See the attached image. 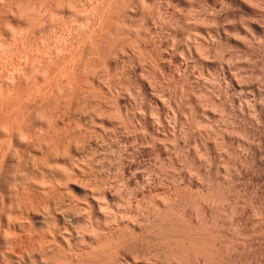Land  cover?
Returning a JSON list of instances; mask_svg holds the SVG:
<instances>
[{"label": "rangeland", "instance_id": "rangeland-1", "mask_svg": "<svg viewBox=\"0 0 264 264\" xmlns=\"http://www.w3.org/2000/svg\"><path fill=\"white\" fill-rule=\"evenodd\" d=\"M2 1H4L3 3H2ZM34 1V0H33ZM45 1V0H44ZM50 0H46L45 1V4H46V7L45 8H47V11H48V9H49V12H46L45 14H44V16L43 17H41L42 19L41 20H39L38 22H36V24H34L32 21L34 20H31V22H30V15H29V17H27L28 15H26L25 16V14H27V13H25L24 11H22L23 13H21V17H20V12L21 11H18L17 12V8H18V5H20V7H24V6H26L27 5V7H29V5H30V0H1L0 2L3 4L2 5V7L4 6V4H5V6L6 7H4V9L2 8V9H0L1 10V12H0V248H2V249H0L1 251H0V264H7V262H4V261H6L7 259H9V258H5V257H7L8 256V254H7V256H6V253H7V251L9 250L10 252H11V250H13L12 252H14V253H16V255L14 254V256L13 257H15V260H16V258H17V261H12V260H14L12 257H10V255L8 256V257H10L11 259H9V263L8 264H20V263H18V262H21V258H23L25 255V251H26V255L27 254H29V253H33V251L32 250H35V252L36 251H38V248L37 249H34V248H36V247H39V244L38 243H40V245H41V238H44V236L43 235H41L40 234V232H39V230H41L40 229V227L37 225V223H35L34 222V219L32 218L33 217V215H32V213L33 212H35V211H40L41 210V207H43V206H45V207H43L42 209L43 210H45L46 211V209L48 210L47 212L49 213V216L52 214V211H53V205H56V203L54 202V201H56L58 198H56L58 195L60 196L59 197V203H60V206L59 207H61V206H63L62 208H63V210H64V208H65V206H66V208H65V211L64 212H69V211H73V212H71L70 214H69V218L67 217L65 220H67V224H65V223H62L63 221L61 220V219H59V217H58V219H56L55 220V222H56V224H58L59 222H61L60 223V227L64 224L65 226H67V228L69 227L70 228V231L72 232V234L74 235V232H75V235H77L78 233L80 234L81 233V231H83V233L84 232H91L89 229H90V227L91 228H93V227H95V228H97V230H99V228L98 227H101L100 225H97L98 224V222L100 221V219H98V216H101V214H100V209L98 208V202H103V204L102 203H99V204H102V207H101V205H100V207L102 208V213H103V215L105 214V212L107 213V217L108 218H110V220H111V224H109L110 222H108V224H109V226L107 225V223H105L106 225V227H105V229H104V233H105V235H107L108 236V234H109V232H108V234H107V228L110 230V229H112V226L111 225H114V223H115V225L113 226L114 228H115V230H114V235H113V237H109L110 239L109 240H112L111 241V244H113L114 243V240H116L117 238H119L118 240H116V242L114 243V244H116V243H118V241H119V243H118V245L116 244L115 246H117L116 247V249L118 250V248L120 249L119 250V253L121 254V256H124L125 258H126V256H127V259H129V257L131 258V259H129V261H132L131 263H135L134 261H136V264H150V262H153L154 263V261L158 264V261L157 260H154V258L155 259H158V257L156 258V257H153V256H158L159 254V256L161 257V258H165L166 256H165V254H167V252L164 250L165 249V246H166V244L168 245H170V243H173V242H171L170 241V243L167 241V240H165V239H162V241L160 242L159 241V239L160 238H162V237H160V238H156L155 237V234H154V228L152 229V228H150L149 226L151 225V224H148L149 223V221H151V220H153V218L157 215L158 216V214H162V213H164V211H167V212H169V214L170 213H172V209H174L175 208V204H174V202H176V201H174V199H177V201H179L178 199H180V201H181V199L182 200H186V201H190V202H187V210L189 209H192L193 208V206L194 205H196L195 203H197V207H196V209L198 210V205H200L199 207H204V205H203V201H202V196H203V194H205V193H201L200 192V185H202V187L204 188V191L203 192H206V187H207V184H205V183H207V182H205L204 183V186H203V179L202 178H204L203 176H202V174H205L206 172L207 173H209V172H211L210 174H211V176L214 178V175H216L215 176V179L214 180H216L218 183H221V182H223L222 180L223 179H221L223 176L225 177V174H226V176L227 177H229L230 175V177L231 178H228V181L226 182V178H225V183L224 184H226V186H227V184H228V188H231V189H227V191H228V193H227V191H226V196H227V199L225 198L224 200H223V202L221 203L222 205H221V207L223 206V208H221V209H219V211L220 210H222V212L226 209V212H228V213H225V212H223V219H222V217L220 218V215L221 214H219V219L222 221V224H226L225 225V227H224V225H222L223 226V228H220V227H222V226H219L220 224L219 223H221V222H219V221H216V224H217V222H218V225L217 226H215V227H218V228H220V231H222V233L224 232V237H225V239L228 237V235H229V238L228 239H230L231 237V239L230 240H232V241H229L228 239V243L231 245H229V252L228 253H230L229 255L230 256H227L226 258L230 261V262H227V264L229 263V264H264V168H262L261 166L262 165H264V157H263V155H264V145L263 144H261L260 143V141L259 142H257L259 139L258 138H256V136L258 137V133L259 132H256V130H257V126H259V114H260V108H261V110H263L262 109V107H264V103H262V102H264V66H262V65H264L262 62H263V58H264V27H262L261 28V26H264V0H260L261 1V4H260V1H258V0H256V1H258L259 2V5L261 6L262 5V7H261V12H258V14H257V12H255L251 17H252V20H254L253 19V17L255 18V20L256 19H258V24H259V29H258V31H255V33H254V31H250V32H248V33H243V31L242 30H236L237 32H239L240 31V33H238V36H239V39L240 40H242L243 39V42H245L244 40H247V41H249V40H251L250 42L252 43V44H256L257 45V47H255V49L253 50H250V49H248V47H246L247 45H246V43L248 44V46L249 45H251L250 44V42H247L246 41V43L244 44V48L243 49H239L240 51L238 52V54H240V59H238V64H241V65H239V67L237 68L238 69V71H236L235 69H234V71H233V67H232V73L233 72H236L235 74H238V75H236V76H239V75H241L242 73V75H243V77H242V75H241V77L239 78L240 80H242V81H240L238 78H237V81H238V85L239 86H241L240 88H239V86H236L235 85V87H237V88H234V86L233 87H231L230 88V90H229V95L231 94V97L230 98H234V100H235V98H237V95L239 96L238 98L239 99H237V100H235L234 101V106H237L238 105V103L240 104V103H244L245 105H243V109L241 108V116L244 118V119H247L248 118V120H246L247 122H245L247 125L246 126H248L249 127V124H250V128L252 129V128H255L254 130L255 131H253V129H252V131L254 132H252V134H250V136H251V138H250V136H249V138H248V140H250V141H248V142H250V144L251 145H246V147H245V145H238V147L237 146H235L236 148H237V152H239L240 153V155L242 154L243 155V157L241 158L240 157V155H239V153L238 154H233V155H235V156H238V158L237 157H223L222 155H223V153L222 152H220L218 149H217V152H218V154H217V152H216V150L214 151V153H212L211 154V157L209 158V160H210V164L209 163H204V161H205V158H202L201 159V157H199V158H196L195 156H194V151H193V146H192V142L190 141L191 140V138H190V136H187V137H189V138H185L186 140H184L185 142H183V144H182V141H181V143L179 142V144L181 145L180 146V148L181 147H183V148H178L179 147V145L177 144L176 145V143H174V141L173 140H171L172 139V137L170 136V134L172 133L171 131H173L172 129L173 128H171V126L172 127H174L175 125V128L177 129L178 127H179V125H180V123H178L179 121H177V119H175L174 121H176L177 122V124H176V122H173V118H172V115H171V112H169L170 113V115H169V113L167 112V111H165L166 110V106L168 105V97H167V94H164L166 91H167V87H166V85H165V83H164V81L165 82H167L166 80H168V75L167 74H165V73H161L160 74V72L159 71H157V75H158V79H159V84H162V85H160V88L158 87H156L157 89L156 90H158L156 93H157V96H159V101L160 102H162V100L164 99L165 100V102L163 103L164 105H166V106H164V108L162 109V108H160V109H162V110H158V109H156V107H155V105H151L150 106V104H149V102H145V101H147V99L145 98V100H143V97H141V96H143V94L142 93H140L139 95H137L138 93H135V92H133L134 90H135V88H136V86H134V84L132 83V84H129V81H128V79L126 80V76L124 75V73H123V75L122 74H118V73H116V72H114L112 69H113V67H114V64H113V62L111 63V66H100V65H102L103 63H99V64H97V61L96 60H94V61H91L92 59H90L89 58V53H87V51H86V42H84L83 43V41L82 40H86V38L85 37H80V28H81V24H83L82 22H83V17H84V14H83V11H82V14L80 13L81 12V10H79L78 12L75 10V9H72L71 7V9L69 8V7H67L68 6V4H67V2L64 0V2L62 1V0H59V1H56V0H51L50 2H49ZM53 1H54V3H53ZM128 2L130 1V4L132 3V2H134V3H132L131 4V7H130V5H129V9H133V12L132 13H136L137 15L139 14L138 12H139V10L141 11V5L139 6V4H138V2L140 3L141 2V4H142V1L143 0H139V1H137V0H127ZM137 1V2H136ZM146 0H144V2H145ZM177 1V2H176ZM190 1H192V0H190ZM190 1L189 0H166V2H165V0H154V5L152 4V0H147L146 1V6H148L149 8H151L152 6H154V9H153V7L151 8V11H152V14H153V12L155 13V14H157V15H160V16H164L165 15V13L164 12H166V17L168 16V15H172V11H173V8H174V6H175V13H177V15H175V18L176 17H178V19L176 18V21H177V24L179 23L178 21H180L181 20V22L179 23V26H180V24L184 21V22H186V21H189V23L191 22V21H193V19L192 18H194V16H193V14H187V13H185L186 11L185 10H183L182 11V9L184 8V5L186 4V3H190ZM194 1V3H196L197 1L199 2L200 0H193ZM193 1H192V3H193ZM202 1V0H201ZM240 1H242V0H240ZM240 1H236L235 2V0L233 1V0H204V3L209 7V8H213V6H214V8L216 9V10H218L217 12H216V10H213V11H215L214 13L212 12V10L210 9H208V7H206L205 6V4L203 5V7L201 8V9H199V12L198 13H200L201 14V12H203L202 13V15L204 16H206V14L208 13L207 12V10L209 11V14L210 15H208L207 14V18L206 19H208L209 17H211L213 14H217L218 15V13H219V15H220V13H224L225 11V13H229V12H232V10H234V11H237V9H241L239 6V4H238V2L240 3ZM28 2H29V4H28ZM32 2V1H31ZM58 2V3H57ZM65 2H66V4H67V6H66V4H65ZM161 2V3H160ZM186 2V3H185ZM214 2V3H213ZM215 2H216V4H215ZM220 2V3H219ZM230 4H229V3ZM232 2V3H231ZM236 3V4H233V3ZM0 3V4H1ZM25 3V5H23ZM42 3L44 4V2L42 1ZM42 3H40V4H42ZM56 3V4H55ZM136 3V4H135ZM176 3V4H175ZM202 3V2H201ZM210 3V4H209ZM222 3H225V4H223V5H221ZM18 4V5H17ZM44 4V5H45ZM52 4V5H51ZM57 4L61 7H59V6H57ZM64 4V6H61V5H63ZM149 4V5H148ZM160 4V5H159ZM175 4V5H174ZM180 4H184L183 5V7H181L182 5H180ZM228 4V5H227ZM239 6H238V5ZM23 5V6H22ZM44 5H43V7H44ZM155 5H156V7H155ZM224 5H227V6H224ZM232 5V6H231ZM55 6H57V7H55ZM138 6V7H137ZM151 6V7H150ZM159 8H158V7ZM179 6V7H178ZM224 6V7H223ZM229 6V7H228ZM19 7V8H20ZM40 7H42V5H40ZM66 7V8H65ZM206 7V8H205ZM220 7V8H219ZM230 9H228V8ZM0 8H1V6H0ZM5 8H7V9H5ZM25 8V7H24ZM57 9V10H55V9ZM138 8H139V10H138ZM179 8V9H178ZM223 8H224V10H223ZM227 8V9H226ZM26 9V8H25ZM27 9H29V8H27ZM53 9L55 10L54 12H53ZM63 9H65V10H63ZM131 9V10H132ZM159 9V10H158ZM220 9V10H219ZM226 9V10H225ZM69 10H70V12H69ZM136 10V11H135ZM156 12H155V11ZM157 10H158V12H157ZM162 10V11H161ZM163 10H164V12H163ZM167 10V11H166ZM52 11V12H51ZM57 11V12H56ZM59 11H61V12H59ZM138 11V12H137ZM201 11V12H200ZM204 11H206L205 13H204ZM221 11V12H220ZM224 11V12H223ZM260 11V10H259ZM26 12H27V10H26ZM59 12V13H58ZM67 12H69V13H67ZM73 12H75V13H73ZM168 12H169V14H168ZM171 12V13H170ZM183 12V13H182ZM210 12H212V13H210ZM60 13H62V16L60 15ZM198 13H196V14H198ZM262 14V16H261V14ZM29 14V13H28ZM50 14V15H49ZM56 14V15H55ZM74 14V15H73ZM81 14V15H80ZM130 14V13H129ZM168 14V15H167ZM226 14V15H227ZM256 14L258 15V16H256ZM13 15V16H12ZM22 15H24L23 17H22ZM53 15V16H52ZM73 15V16H72ZM75 15H77V16H75ZM215 15H213V16H215ZM224 15L225 14H223V15H221V17H220V19H222V20H220L219 19V21H221V23L220 22H218V24H219V26H220V31L221 32H229L230 31V28H233V27H235V26H237V27H239L237 24H238V21L235 19V18H233V17H226V15H225V17H224ZM3 16V17H2ZM18 16V17H17ZM81 16V17H80ZM146 16H149V14H146L145 13V15L143 14V17H142V19H144ZM179 16H181V17H179ZM185 16V17H184ZM190 16V17H189ZM191 16H193L192 18H191ZM209 16V17H208ZM212 16V17H213ZM249 16V19L251 18ZM24 17H25V19H27L31 24H29V22H28V24H27V22L26 21H23V20H25L24 19ZM64 17V18H63ZM129 17H133V16H131V15H129L128 17H126V19L128 18V19H130ZM187 17V18H186ZM211 17V18H212ZM224 17V18H223ZM257 17V18H256ZM17 18H18V20H17ZM20 18V19H19ZM74 18H75V20H74ZM79 18V19H78ZM148 18V17H147ZM172 18H174V17H171V19ZM9 19V20H8ZM44 19V20H43ZM46 19V20H45ZM48 19V20H47ZM67 19V20H66ZM109 19V18H108ZM192 19V20H191ZM234 19V20H233ZM4 20V21H3ZM7 20V21H6ZM24 22V23H22V21ZM52 20V21H51ZM57 20H61L60 22L58 21L57 22ZM69 20V21H68ZM145 20H146V18H145ZM191 20V21H190ZM226 20V21H225ZM231 20V21H230ZM2 21V22H1ZM50 21V22H49ZM73 21V22H72ZM174 21V22H173ZM175 19L174 20H171L170 22H171V27L173 26L172 24H174V26L175 25H177L175 22ZM234 21V22H233ZM261 21V22H260ZM43 22V23H42ZM56 22H57V24H56ZM173 22V23H172ZM184 22L181 24V25H184ZM207 22V21H206ZM210 22V21H209ZM230 22V23H229ZM263 22V23H262ZM8 23V24H7ZM39 23V24H38ZM59 23H61L60 25H59ZM81 23V24H80ZM187 23V22H186ZM185 23V24H186ZM27 26H26V25ZM47 24V25H46ZM78 25V27H77V25ZM33 25V26H32ZM40 25H41V27H40ZM64 25V26H63ZM81 25V26H80ZM222 25V26H221ZM227 25V26H226ZM26 28H25V27ZM72 26V27H71ZM80 26V27H79ZM173 26V27H174ZM178 26V27H179ZM233 26V27H232ZM6 27V28H5ZM8 27V28H7ZM21 27V28H20ZM34 27H36V28H34ZM176 27V26H175ZM174 27V28H175ZM181 27V26H180ZM222 27H223V29H222ZM229 27V30L227 31V28ZM237 27H235L234 29H236ZM24 28V29H23ZM63 28V29H62ZM23 29V30H22ZM30 29V30H29ZM70 29V30H69ZM167 29V28H166ZM165 29V31L163 30V35H164V37L166 36H168L167 35V33L168 32H170V30L169 29H167L166 30ZM225 29V30H224ZM22 30V31H21ZM53 30V31H52ZM76 30H78V31H76ZM63 31H64V33H63ZM76 31V33H74ZM133 31V32H132ZM131 31V33H129V32H127V34H131V37L128 35L126 38H128V43H127V45H124L125 47V52L127 51L128 52V56L130 57H126L125 56V58H124V60H126V62L128 63L129 61H131V62H129L128 63V65L129 66H131V67H134L135 68V72L136 73H140V69H142V68H144L143 70H144V72H143V74L142 75H144V76H146L145 74H146V72L148 71H150L149 69H150V67L148 66V64H145L146 63V58H145V60H144V58H143V60L139 57L138 58V54L141 52V53H146V48L144 49V45L143 44H141L139 41V43L136 41L137 39H135V38H137V37H134L132 34H136L135 32H134V30H132ZM231 31H232V33H231ZM231 31L229 32V34H234L233 32H234V30L233 29H231ZM20 32H22V33H20ZM61 32V33H60ZM167 32V33H166ZM207 32H209V31H207ZM211 33H213V31H210ZM46 33V34H45ZM60 33V34H59ZM72 33V34H71ZM79 33V34H78ZM207 34L206 35V37L205 38H213V34ZM253 33V34H252ZM260 33V34H259ZM263 33V34H262ZM251 34V35H250ZM258 34H259V36H258ZM79 35V36H78ZM163 35H162V37H163ZM247 35V36H246ZM253 35H255V36H253ZM261 35V36H260ZM71 36V37H70ZM76 36V37H75ZM212 36V37H211ZM232 36H234L236 39H237V35L235 36V35H232ZM254 37V40H253V38L251 39V37ZM78 37V38H77ZM133 37H134V39H133ZM169 37V36H168ZM244 37L246 38V39H244ZM258 37V38H257ZM24 38V39H23ZM57 38V39H56ZM80 38V39H79ZM179 38H180V36H179ZM178 38V39H179ZM250 38V39H249ZM78 39V40H77ZM82 39V40H81ZM132 39V40H131ZM182 39V40H181ZM256 39V40H255ZM259 39V40H258ZM186 35L185 36H183V35H181V38H180V40H179V43H177V45L176 44H174L173 46L172 45H169V47H171L172 49H173V47L176 45V46H178L180 43H181V41H182V44H184L186 41L188 42L189 41V39H187L186 41ZM207 40H209V39H207ZM77 41V42H76ZM78 41H82V42H78ZM130 41H131V43L133 42V47H132V49H130L131 47L129 46L130 45ZM185 41V42H184ZM261 41V42H260ZM177 42V41H176ZM242 42V43H243ZM258 44H257V43ZM139 44V46H138V44ZM82 44V45H81ZM125 44V43H124ZM186 44V43H185ZM260 44V45H259ZM63 45V46H62ZM72 45V46H71ZM141 45H143V46H141ZM79 46V47H78ZM127 46H129V47H127ZM136 46V47H135ZM176 46L174 47V48H176ZM138 47V48H137ZM142 47V48H141ZM259 47V48H258ZM40 48V49H39ZM64 48V49H63ZM65 48H66V50H65ZM123 48V49H124ZM129 48V49H128ZM250 48V47H249ZM17 49V50H16ZM71 49V50H70ZM137 49L138 50H140L139 52L137 51ZM245 49H247L246 50V52H245ZM257 49V50H256ZM83 50V51H82ZM142 50H143V52H142ZM170 50V49H169ZM175 50V49H174ZM248 50L250 51V52H248ZM64 51V52H63ZM66 51V52H65ZM124 50H122L121 51V53L123 52ZM133 51V52H132ZM178 51V50H177ZM177 51H175L176 52V54L179 56L181 53H180V49H179V52H177ZM79 52V53H78ZM82 52V53H81ZM125 52H124V55H125ZM127 52H126V54H127ZM138 52V53H137ZM256 52V54H254ZM36 53V54H35ZM41 53V54H40ZM58 53V55H56ZM61 53V54H60ZM75 53V54H74ZM135 53H136V55H135ZM243 53V54H242ZM249 55H247V54ZM250 53V54H249ZM252 53V54H251ZM68 54V55H67ZM74 54V55H73ZM84 54V55H83ZM89 54V55H88ZM119 54H120V51H119ZM123 54V53H122ZM134 54V55H133ZM246 54V55H245ZM131 55V56H130ZM133 55V56H132ZM242 55H243V57H242ZM48 56V57H47ZM118 56V55H117ZM120 56V58H118V59H122V56H121V54L119 55ZM183 55L181 54V58L183 59V60H185L184 58L186 57V56H184V57H182ZM253 56V57H252ZM45 57V58H44ZM75 57V58H74ZM135 57V58H134ZM180 57V56H179ZM248 57V58H247ZM250 57V58H249ZM252 57V58H251ZM262 57V58H261ZM33 58H36V60L35 59H33ZM42 58V59H41ZM59 58V59H58ZM89 58V61H90V63H91V65L93 66V62H95V67L93 68V67H91V68H93V69H91V70H89V68H88V65H89V61H87V59ZM117 58V57H116ZM127 58V59H126ZM128 58H129V60H128ZM242 58V59H241ZM259 60H258V59ZM260 58H261V60H260ZM26 59V60H25ZM41 59V60H40ZM45 59V60H44ZM49 59H53L51 62H49L50 60ZM135 59V60H134ZM138 59H140V61H138ZM40 60V64H39V62H38V64H36L37 63V61H39ZM71 60H72V62H71ZM188 60H190V59H188L187 57H186V60L185 61H187V63L190 65L189 67V73H188V75L189 74H191L190 75V78H191V80H193L195 77H194V75L196 76V77H198L197 75H199V73H198V71L197 70H199L197 67H198V65L196 64V66H192V64L193 63H189L188 62ZM241 60H243V61H241ZM256 60V61H255ZM20 61V62H19ZM36 61V63H34ZM41 61H42V64H41ZM48 63H47V62ZM64 61H66L65 63H64ZM77 61V62H76ZM132 61H134V62H132ZM142 61H143V63H142ZM145 61V62H144ZM247 61V63H245ZM255 61V62H254ZM257 61H260V62H258L257 63ZM44 62H46L45 64H44ZM240 62V63H239ZM254 62V63H253ZM54 63V64H53ZM69 63V64H68ZM245 63V64H244ZM252 63V65L250 66V64ZM257 65H256V64ZM261 63H262V65H261ZM31 64V65H30ZM49 64V65H48ZM57 64V65H56ZM72 64H73V66H72ZM106 64V63H105ZM110 64V63H109ZM113 64V65H112ZM132 64V65H131ZM141 64H142V66H147V67H142L141 66ZM143 64H145V65H143ZM253 64H254V66L256 67H254L253 66ZM34 65H36V66H34ZM39 65V66H38ZM50 65H53V66H50ZM56 65V66H55ZM71 65V66H70ZM75 65V66H74ZM85 65V66H84ZM137 65V66H136ZM193 65H195V64H193ZM242 65H243V67H242ZM246 65H248V68H247V66ZM259 65V66H258ZM47 66V67H46ZM55 66V67H54ZM90 66V65H89ZM175 66V65H174ZM231 66H233V65H231ZM36 67V68H35ZM37 67H39V68H37ZM42 69H41V68ZM50 67V68H49ZM53 67V68H52ZM103 67V68H102ZM137 67V68H136ZM193 67H195V68H193ZM253 67V68H252ZM259 67V68H258ZM15 68V69H14ZM24 70H23V69ZM46 69L48 72H46V70L44 71L43 69ZM61 68V69H60ZM80 68V69H79ZM84 68L86 69L85 71H84ZM87 68H88V70H87ZM101 68H102V70H101ZM146 68H147V70H146ZM172 68V71L171 72H174V74H176L177 75V73H178V69L175 67V68H173V66L171 67ZM245 69V71L243 72L242 71V69ZM252 68V69H251ZM255 68V69H254ZM261 68H262V71H261ZM18 69V70H17ZM40 69V70H39ZM72 69H75L74 71L72 70ZM95 69V70H94ZM104 69V70H103ZM111 69V70H110ZM174 69H176L177 71L175 72V70ZM193 69V70H192ZM197 69V70H196ZM36 70V71H35ZM82 70H83V72H82ZM93 70V71H92ZM142 70V71H143ZM240 70V71H239ZM253 70H255V71H253ZM257 70V71H256ZM14 71V72H13ZM15 71L17 72H20L19 74L18 73H15ZM24 71V72H23ZM36 73H35V72ZM38 71V72H37ZM42 71L46 74V76H44V73H42ZM52 71V72H51ZM67 71H68V73H67ZM71 71H73V72H71ZM90 71H91V74H90ZM99 71V72H98ZM103 71V72H102ZM109 71V72H108ZM138 71V72H137ZM142 71H141V73H142ZM250 71H251V73H250ZM253 71V72H252ZM13 72V73H12ZM74 72H75V74H74ZM86 72H88L87 73V75H86ZM93 72V73H92ZM94 72H95V74H94ZM147 72V73H148ZM159 72V73H158ZM237 72H239V73H237ZM241 72V73H240ZM41 73V74H40ZM102 73H104V74H102ZM113 73H116V74H113ZM260 73V74H259ZM40 74V75H39ZM54 74V75H53ZM193 74V75H192ZM250 74V75H249ZM253 74V75H252ZM256 76H255V75ZM16 75H18L17 76V78H16ZM42 75V76H41ZM62 75H63V77H62ZM91 75V76H90ZM96 75H98V76H96ZM108 75V76H107ZM122 75V76H121ZM247 75V76H246ZM249 75V76H248ZM259 75V76H258ZM56 76V77H55ZM74 76H75V78H74ZM94 78H96V79H94ZM102 76V77H101ZM124 76V77H123ZM165 76H166V78H165ZM192 76H193V78H192ZM235 76V77H236ZM254 77L253 79H252V77ZM262 76H263V78H262ZM18 77H20V78H18ZM47 77V78H46ZM91 77V78H90ZM113 79H112V78ZM126 77V78H125ZM256 77V78H255ZM260 77H261V79H260ZM17 79V81H18V84L15 82L16 81V79ZM69 78V79H68ZM73 78H74V80H73ZM89 80H88V79ZM98 78V79H97ZM107 78V79H106ZM188 78H189V76H188ZM190 78H189V80H190ZM250 78V79H249ZM18 79H20V80H18ZM72 79V80H71ZM93 79H94V81H93ZM110 79V80H109ZM165 79V80H164ZM246 79V80H245ZM259 79V80H258ZM2 80V81H1ZM7 81V83H6V81ZM26 80V81H25ZM49 80V81H48ZM61 80V81H60ZM67 80L69 81V82H67ZM78 80V81H77ZM80 80V81H79ZM111 80H112V82L114 83L115 82V84H113L112 82H111ZM114 80V81H113ZM235 80H236V78H235ZM250 80V81H249ZM257 80V81H256ZM9 81V82H8ZM45 81V82H44ZM60 81V82H59ZM71 81H73V82H76L77 81V85H78V88L80 89V86H81V89H82V91L80 90L79 91V89L78 90H76V93L78 92V94L79 93H81V94H79L78 96L77 95H75L74 96V94L72 93V97L70 96L71 94H69V93H71V92H67L68 90H67V88H68V86L70 85H68V83H71ZM98 81V82H97ZM105 81V82H104ZM119 81V82H118ZM128 83H127V82ZM239 81L241 82V84L243 85V87H242V85L239 83ZM243 81H244V83H243ZM246 81H249V82H246ZM254 81V82H253ZM255 81L256 82H258V84L257 83H255ZM11 82H15V85H14V83H13V86L12 85H10L9 83H11ZM55 82V83H54ZM72 82V84H73V86L76 84V83H73ZM92 82V83H91ZM103 82H104V84L106 85V86H108V88L110 89H108L104 84H103ZM108 82V83H107ZM109 82H110V84H109ZM117 82V83H116ZM253 82V83H252ZM260 82H262V83H260ZM23 83V84H22ZM27 83V84H26ZM64 83H65V85H64ZM88 83V84H87ZM12 84V83H11ZM55 84V85H54ZM91 84V85H90ZM113 84V88H111L112 85ZM257 84V85H256ZM262 84V85H261ZM96 85H98V86H96ZM99 85H100V87H99ZM103 85V86H102ZM109 85H110V87H109ZM123 85V86H122ZM126 85H127V87H126ZM133 85V86H132ZM259 85H261V86H259ZM12 86V87H11ZM17 86V87H16ZM59 86H60V89H59ZM71 86V85H70ZM93 86V87H92ZM246 86V87H245ZM250 86V87H249ZM253 86V87H252ZM259 86V87H258ZM263 86V87H262ZM36 87V88H35ZM77 87V86H76ZM85 89H83V88ZM87 87H88V89H87ZM106 87V88H105ZM121 87V88H120ZM129 87H130V90H129ZM135 87V88H134ZM247 87H249V88H247ZM254 88L255 90H253L252 88ZM9 88V89H8ZM65 88V89H64ZM93 88H95V89H93ZM98 88H99V90H98ZM118 88V89H117ZM133 88V89H132ZM233 88V89H232ZM33 89V90H32ZM90 89V90H89ZM116 89H117V91H116ZM120 89H121V91H120ZM164 89V90H163ZM166 89V90H165ZM235 89H237V91H235ZM238 89H240V91L238 90ZM241 89H243V90H241ZM250 89V90H249ZM257 89H258V91H257ZM262 89V90H261ZM16 90V91H15ZM109 90V91H108ZM132 90V91H131ZM161 90V91H160ZM249 90V91H248ZM10 91V92H9ZM41 91V92H40ZM65 91V92H64ZM69 91H70V88H69ZM85 91V92H84ZM233 91V92H232ZM238 91H239V93H238ZM8 92V93H7ZM14 92V93H13ZM66 92H67V94L69 95V97H68V95L66 94ZM84 92V93H83ZM94 92V93H93ZM96 92V93H95ZM118 92V93H117ZM130 92H131V94H130ZM132 92H133V94H132ZM137 92V91H136ZM231 92V93H230ZM256 92V93H255ZM257 92H259V93H257ZM261 92H263V93H261ZM12 93V94H11ZM63 93V94H62ZM65 93V94H64ZM91 93H92V95H91ZM103 93V94H102ZM124 93V94H123ZM158 93H160V94H158ZM162 93V94H161ZM236 95H235V94ZM241 93V94H240ZM255 93V94H254ZM21 94V95H20ZM56 94V95H55ZM87 94H88V96H87ZM95 94V95H94ZM101 94V95H100ZM260 94V95H259ZM6 95H8V96H6ZM62 95V96H61ZM65 95V96H64ZM90 95V96H89ZM115 95V96H114ZM119 97H118V96ZM121 95V96H120ZM130 95H132V96H130ZM137 95V96H136ZM161 95V96H160ZM233 95V96H232ZM235 95V96H234ZM242 95V96H241ZM246 95V96H245ZM254 95V96H253ZM259 95V96H258ZM6 96V97H5ZM44 96V97H43ZM79 97V98H77V97ZM94 96V97H93ZM133 96H136V100L135 99H133L134 97ZM261 96H263V97H261ZM8 97V98H7ZM51 97V98H50ZM77 99H76V98ZM84 97V98H83ZM86 97V98H85ZM88 97V98H87ZM90 97V98H89ZM139 97V98H138ZM142 99H141V98ZM163 98L162 100H160L161 98ZM167 97V98H166ZM244 97H246V99L248 98V100H246L245 101V98ZM6 98V99H5ZM58 98V99H57ZM65 98V99H64ZM68 98V99H67ZM72 98V99H71ZM117 98V99H116ZM125 98V99H124ZM252 98V99H251ZM254 98V99H253ZM9 99H10V101H9ZM63 99H64V101H63ZM67 99V100H66ZM97 99V100H96ZM124 99V100H123ZM242 99H243V101H242ZM261 99V101H259ZM43 100V101H42ZM71 101L72 102V104H70L69 102L67 103L66 101ZM87 102H85V101ZM131 100V101H130ZM163 100V101H164ZM241 100V101H240ZM62 101V102H61ZM102 101V102H101ZM105 103H104V102ZM108 101V102H107ZM118 101V102H117ZM122 101V102H121ZM128 101L129 102H131V104H129L128 103ZM140 101V102H139ZM239 101V102H238ZM245 101V102H244ZM249 101V103H247V104H251L252 106L254 105L255 107L257 106V108H255L254 107V110H253V107L251 106V105H249V106H251V108H247V106H246V102H248ZM256 101V102H255ZM14 102V103H13ZM50 102V103H49ZM126 103V104H124V103ZM142 102V103H141ZM259 102V103H258ZM261 102V103H260ZM57 103V104H56ZM76 103H77V105H76ZM86 103V104H85ZM145 103H148L147 105L148 106H146V104ZM167 103V104H166ZM252 103H255V104H257V105H255V104H252ZM62 104H63V106H62ZM69 104V105H68ZM140 104H142V105H140ZM144 104H145V106H144ZM152 104V103H151ZM263 105V106H261V105ZM11 105V106H10ZM54 105V106H53ZM58 105V106H57ZM81 105V106H80ZM108 105V106H107ZM114 105V106H113ZM124 107H123V106ZM128 105V106H127ZM131 105H134L133 106V108H132V106ZM241 105L242 104H240V105H238V107L236 108V107H234V108H236V109H238L239 107H241ZM50 106V107H49ZM69 106V107H68ZM86 108H85V107ZM125 106H127V107H129V109L131 108L132 110H131V112L132 111H134L133 109H136L138 106V108L136 109V112H138L139 110H140V115H138L139 113H136V118H138V117H141V118H139V120L137 119H135V117L133 118V116L131 115V113L129 114V112H130V110L127 108V107H125ZM135 106H137L136 108H134ZM143 106V107H142ZM150 106V107H149ZM258 106H261V107H258ZM75 107V108H74ZM82 107H83V109H82ZM99 107V108H98ZM145 107V108H144ZM147 107V108H146ZM154 107H155V109H154ZM246 107V108H245ZM59 108V109H58ZM61 108V109H60ZM78 108V109H77ZM91 108V109H90ZM115 108V109H114ZM126 108V109H125ZM143 108H144V110H143ZM153 108V110L154 111H157L156 112V115L158 114H160L159 115V117L161 118H159V122H160V126H158L159 128H157L156 126V124L155 125H153V128L154 127H156L155 128V130L157 129V131H152V133H151V130H153V128H152V126H151V123H150V121H152V119H154V111L153 110H150V109H152ZM169 108V106L167 107V109ZM245 108V109H244ZM43 109V110H42ZM53 109V110H52ZM57 109V110H56ZM81 109V110H80ZM117 109V110H116ZM119 109V110H118ZM139 109V110H138ZM142 109V110H141ZM165 109V110H164ZM256 109L259 111V113L258 114H256V115H258L255 119L253 118L254 117V115H255V113H256ZM8 110V111H7ZM47 110H48V112H47ZM66 110V111H65ZM106 110V111H105ZM123 110V111H122ZM128 110V111H127ZM169 110V109H168ZM240 110V109H239ZM249 110V111H248ZM250 110H252L251 112H250ZM42 111H44V112H42ZM52 111H54V112H52ZM121 112V114H120V112ZM127 111V113H125ZM141 111H142V113H141ZM146 112L145 113V115L143 114V112ZM170 111V110H169ZM264 111V110H263ZM53 113V115H52V113ZM80 112V113H79ZM94 112H95V114H94ZM152 112V113H151ZM166 112L168 113V114H166ZM242 112H243V114H245V115H243L242 114ZM32 113V114H31ZM50 113V116L52 115L53 117L55 116V122H54V124H55V126H54V124H52V125H49V127L47 126L46 127V124H47V119H46V117H48L49 114ZM55 113V114H54ZM64 113L66 114V115H64ZM118 113V114H117ZM40 114V115H39ZM60 114V115H59ZM62 114V115H61ZM85 115L86 116V118H85V116L83 117V115ZM101 114V115H100ZM125 114L126 115H130V116H132V117H128V116H125ZM150 114H153V115H150ZM201 114V111H199V115ZM98 115V116H97ZM104 115H106V116H104ZM118 115V116H117ZM147 115H149V116H147ZM155 115V117H157ZM217 115V114H216ZM249 115H250V117H249ZM255 115V116H256ZM39 116V117H38ZM41 116V117H40ZM89 116H91V117H89ZM103 116V117H102ZM117 116V117H116ZM120 116H121V119H122V121L124 122L123 124H121L120 123V126H119V122L121 121H119V119H120ZM143 116V117H142ZM147 118H145V117ZM153 118H152V117ZM171 118H170V117ZM204 117V115L203 114H201V116H199L198 117V120H199V125L201 124V123H206V121H204L205 119H206V117L208 118V116H206V117H204L205 119H203V117ZM253 116V117H252ZM18 117V118H17ZM53 117H50V118H53ZM60 117V118H59ZM61 117H62V119H61ZM116 117V118H115ZM119 117V118H118ZM124 117V118H123ZM126 117H127V119H126ZM165 117V118H164ZM247 117V118H246ZM15 118V119H14ZM40 118H42V119H40ZM57 118V119H56ZM77 118H78V120H77ZM80 118V119H79ZM99 118H101V119H99ZM107 118H108V120H107ZM133 118V119H132ZM143 118H145V119H143ZM149 118V119H148ZM152 118V119H151ZM203 120H202V119ZM250 118V119H249ZM252 118V119H251ZM19 119V120H18ZM23 119V120H22ZM25 119V120H24ZM37 119V120H36ZM40 119V120H39ZM46 119V120H45ZM87 119V120H86ZM112 120V123H114V126H113V124H111V120ZM115 119H117V120H115ZM171 119V120H170ZM210 119V118H209ZM208 119V120H209ZM243 119V120H244ZM58 120V121H57ZM61 120V121H60ZM74 120V121H73ZM92 120V121H91ZM100 120V121H99ZM130 120V121H129ZM147 120H148V122H147ZM163 120L164 121V123H162L161 121ZM256 120H259V121H256ZM63 121V123H61ZM102 121V122H101ZM106 121V122H105ZM110 121V122H109ZM115 121H116V123H115ZM138 121H140V122H138ZM145 121V122H144ZM167 121L168 122H171V124L169 123V124H167ZM204 121V122H203ZM250 121H252V122H250ZM253 121H254V123H253ZM2 122V123H1ZM46 122V124H44ZM95 122V123H94ZM118 122V123H117ZM130 122V123H129ZM135 122V123H134ZM261 122V121H260ZM24 123V124H23ZM59 125H58V124ZM60 123L62 124V125H60ZM103 125H102V124ZM110 123V124H109ZM148 123V125H146ZM226 123V122H225ZM249 123V124H248ZM255 123H257V124H255ZM5 124V125H4ZM12 124V125H11ZM23 124V125H22ZM31 124V125H30ZM63 124H65V125H63ZM81 124V125H80ZM101 126H100V125ZM106 124H107V127H106ZM109 124V125H108ZM126 126H125V125ZM135 124V125H134ZM150 124V125H149ZM175 124V125H174ZM228 124V123H227ZM226 124V125H227ZM230 124V123H229ZM2 125V126H1ZM8 125H9V127H8ZM39 125H41V126H39ZM48 125V124H47ZM57 125V126H56ZM134 125V126H133ZM146 125V126H145ZM162 125V126H161ZM170 125V126H169ZM191 125V124H190ZM252 125V126H251ZM257 125V126H256ZM24 126V127H23ZM45 126V127H44ZM50 126H53V127H50ZM61 126V127H60ZM109 126V127H108ZM112 126V127H111ZM132 126V127H131ZM150 126H151V128H150ZM167 126V127H166ZM27 127V128H26ZM29 127V128H28ZM30 127H32V128H30ZM57 127V128H56ZM100 127V128H99ZM25 128V129H24ZM79 128V129H78ZM124 128V129H123ZM165 128V129H164ZM5 129H7V130H5ZM23 131H22V130ZM31 129V130H30ZM34 129V130H33ZM140 129V130H139ZM145 129V130H144ZM164 129V132H167V133H165V134H162V133H164L163 131L161 132V130H163ZM170 129H171V131H170ZM199 129H200V133H202V132H204V130H203V128H201V127H199ZM249 129V128H248ZM251 129H250V131H251ZM11 130V131H10ZM19 130V131H18ZM26 130H28V131H26ZM88 130V131H87ZM104 130V131H103ZM136 130V131H135ZM165 130H168V131H165ZM203 130V131H202ZM4 131H6V132H4ZM24 131H25V133H24ZM43 131V132H42ZM93 131V132H92ZM98 131V132H97ZM106 131V132H105ZM158 131H159V134H157L158 133ZM20 132H22V133H24V134H22V133H20ZM56 132V133H55ZM60 132V133H59ZM105 132V133H104ZM108 132V133H107ZM149 132V133H148ZM171 132V133H170ZM255 132L257 133V135L255 136ZM16 133H18V134H16ZM96 135H95V134ZM155 133V134H154ZM170 133V134H169ZM4 134V135H3ZM8 136H7V135ZM44 134V135H43ZM91 134V135H90ZM151 134H154V135H151ZM166 134H169V136L171 137V139H170V137H168V135H166ZM203 135H204V133H202ZM260 134V133H259ZM22 135V136H21ZM24 135H26V136H24ZM40 135V136H39ZM70 135V136H69ZM160 137H159V136ZM113 136V137H112ZM154 136V137H153ZM10 137V138H9ZM22 138V139H24L23 137H25V139L24 140H18V139H20V138ZM69 137V138H68ZM164 139H163V138ZM166 137V138H165ZM44 138V139H43ZM98 138V139H97ZM168 138V139H167ZM108 139V140H107ZM118 139V140H117ZM30 140V141H29ZM253 140V141H252ZM4 141V142H3ZM17 141V142H16ZM28 141V142H27ZM102 141V142H101ZM173 141V142H172ZM39 142V143H38ZM164 142V143H163ZM191 142V143H190ZM2 143V144H1ZM174 143V144H173ZM184 143H185V145H184ZM187 143V144H186ZM55 144V145H54ZM257 144H259V147L257 146ZM80 145V146H79ZM183 145V146H182ZM188 145V146H187ZM256 147H255V146ZM97 146V147H96ZM177 146V147H176ZM192 146V147H191ZM251 146V147H250ZM104 147V148H103ZM15 148V149H14ZM241 148H243V149H241ZM250 148V149H249ZM253 150H252V149ZM241 149V150H240ZM247 150V152H246V150ZM30 150V151H29ZM165 150V151H164ZM187 152H186V151ZM252 150V151H251ZM257 150V151H256ZM6 151V152H5ZM26 151V152H25ZM261 151V152H260ZM16 152V153H15ZM28 152V153H27ZM180 152V153H179ZM189 152H191V153H189ZM220 152V153H219ZM182 153H183V156H181L182 155ZM187 155H186V154ZM189 153V154H188ZM221 153H222V155H221ZM252 154V157H250L251 156V154ZM33 154V155H32ZM177 154V155H176ZM179 154V155H178ZM254 154H256L255 156H254ZM45 155V156H44ZM187 157H186V156ZM222 156L221 158L219 157V156ZM245 155V156H244ZM3 156V157H2ZM191 156H194V158L192 157L191 158ZM232 156V155H231ZM249 156V157H248ZM258 156H260V157H258ZM246 157V158H245ZM256 157V158H255ZM263 157V158H262ZM28 158V159H27ZM34 158H36V160L34 159ZM63 158V159H62ZM70 158V159H69ZM168 158V159H167ZM191 158V159H190ZM243 158L245 159V160H243ZM254 158H255V160H254ZM20 159H21V161H20ZM44 159V160H43ZM61 159V160H60ZM183 159V160H182ZM203 159H204V161H203ZM216 159V160H215ZM229 159V160H228ZM230 159H231V161H230ZM233 159H235V160H233ZM247 159V160H246ZM251 159H252V161H251ZM43 160V161H42ZM181 160V161H180ZM222 160V161H221ZM243 160V161H242ZM249 160H250V162H249ZM262 160V161H261ZM27 163H26V162ZM31 161V162H30ZM57 161H58V163H57ZM72 163H71V162ZM104 161V162H103ZM175 161V162H174ZM189 161V162H188ZM202 161V162H201ZM219 161V162H218ZM248 161V162H247ZM255 161H257V162H255ZM2 162V163H1ZM64 162V163H63ZM178 162V163H177ZM231 162V163H230ZM241 162V163H240ZM246 162V163H245ZM42 163V164H41ZM182 163H184V164H182ZM253 163H255V165L253 164ZM261 163H263V164H261ZM35 164V165H34ZM64 164V165H63ZM175 164V165H174ZM205 164V165H204ZM223 164V165H222ZM56 165H59V166H61V167H59V166H56ZM77 165V166H76ZM203 165V166H202ZM244 165H246V166H244ZM248 165H249V167H248ZM251 165H253V167L251 166ZM20 166V167H19ZM27 166V167H26ZM48 167L50 168V170L48 169ZM57 167H59V168H57ZM77 167H78V169H77ZM208 167V168H207ZM217 167V168H216ZM225 167H227V168H225ZM243 167V168H242ZM245 167H246V169H245ZM250 167H252V168H250ZM259 167V168H258ZM8 168V169H7ZM27 170H26V169ZM35 168H37L36 170H34ZM43 168H45V169H43ZM62 168V169H61ZM174 168V169H173ZM188 168V169H187ZM238 169V171H239V173H238V171H237V169ZM256 168V169H255ZM262 168V169H261ZM41 169V170H40ZM46 169H48V172H49V174H48V172H46L47 170ZM60 169V170H59ZM99 169V170H98ZM217 169H218V171H217ZM228 169V170H227ZM249 169H251V170H249ZM253 169V170H252ZM259 169H261V171L263 172V173H261L260 172V170ZM23 170H25V171H23ZM32 170V171H31ZM46 170V171H45ZM68 172H72L70 175H68V176H75L76 178H74L75 179V181H76V183L78 182V183H80L81 185L82 184H85L86 186H87V190L88 191H90V194L88 195V197H87V199H85L84 198V196H80L81 195V191L78 189V188H75L76 186L75 185H72L73 183L72 182H70V181H74V179H70V181H69V183H71L70 185H69V183H68V186H70L72 189H70L69 187H68V189H70V190H72V192L74 193V194H72L71 193V191H70V193L69 194H71V197H70V195L68 196L70 199H68V197H67V194L68 193H65L64 195L67 197V199H66V197H61L62 195H63V193H64V191L63 190H65L64 188H60V187H58V188H60V190H61V192H62V194H60L59 192H57L58 190H57V188L55 187V186H57V185H55L54 187H55V189L57 190V191H55V189H54V191H53V194H54V192H56L55 194H54V201H52V200H50L51 198H50V196L48 195V197L47 196H39V194L37 193V192H33L32 190H30L29 188H27L28 189V191H26L27 189H25L26 188V184L24 185V183L26 182L25 181V179L27 178H31V179H33L34 181H36L35 183H40V182H42V181H49V183L51 184L52 183V185H53V183L54 184H56V182L55 181H52L51 180V182H50V180H49V175H51V177L52 176H54V175H56V176H58V177H56V176H54V177H52L54 180L56 179V178H61L62 176H64L65 174L64 173H66L67 171ZM171 170H173V171H171ZM176 170V171H175ZM216 170V171H215ZM234 170H236V172L237 173H235V171ZM241 170V171H240ZM255 170V171H254ZM23 171V172H22ZM30 171V172H29ZM44 171V172H43ZM54 171V172H53ZM64 171V173H62ZM82 171V172H81ZM179 171V172H178ZM226 171V172H225ZM257 171V172H256ZM20 172V173H19ZM29 172V173H28ZM32 172H33V174H32ZM51 172V173H50ZM250 172H251V174L253 175H251L250 174ZM254 172V173H253ZM256 172V173H255ZM18 173H19V175H18ZM23 173V175L21 176V174ZM41 173V174H40ZM47 173V175H46V177H45V175L44 174H46ZM76 173V174H75ZM85 173V174H84ZM206 173V174H207ZM214 173H216V174H214ZM224 173V174H223ZM247 173V174H246ZM26 174H28V176L26 177ZM43 174V175H42ZM59 174H62V176L60 175L59 176ZM64 174V175H63ZM97 174V175H96ZM150 174V175H149ZM213 174V175H212ZM25 175V176H24ZM40 175H41V178H40ZM189 175H191V176H189ZM201 175V176H200ZM223 175V176H222ZM239 175V176H238ZM258 175H259V178H258ZM15 176V177H14ZM20 176L21 177H23L24 179L22 180L21 178H20ZM66 176V175H65ZM64 176V177H65ZM157 176H159V177H157ZM200 176V177H199ZM220 176H221V178H220ZM235 176V177H234ZM50 177V178H51ZM72 177V178H73ZM77 177H78V179H77ZM127 177V178H126ZM131 177V178H130ZM175 177V178H174ZM202 177V178H201ZM254 177V178H253ZM261 177V178H260ZM44 178H45V180H44ZM48 178V179H47ZM51 178V179H52ZM66 178V177H65ZM162 178V179H161ZM256 178V179H255ZM39 179V180H38ZM77 179V180H76ZM151 179V180H150ZM181 179V180H180ZM202 179V180H201ZM219 179L221 180V181H219ZM239 179V180H238ZM242 179V180H241ZM260 179V180H259ZM262 179V180H261ZM20 180H21V183H20ZM30 179H28L27 181H29ZM42 180V181H41ZM135 180H137V181H135ZM174 180V181H173ZM193 180V181H192ZM205 180V179H204ZM229 180L232 182H229ZM7 181V182H6ZM34 181H29L28 183H32V182H34ZM59 181H62L61 179L59 180ZM257 181V182H256ZM9 182V183H8ZM22 182H24L23 183V185H22ZM260 182V183H259ZM34 183V184H35ZM42 183H44V182H42ZM77 183V185H79ZM149 183V184H148ZM179 183V184H178ZM217 183V184H218ZM231 183V184H230ZM46 184V183H45ZM48 184V183H47ZM59 184L61 185V182H59ZM90 184V185H89ZM145 184V185H144ZM198 184V185H197ZM213 184H214V187L213 188H217L218 189V187H217V184L215 185V183L213 182ZM223 183L221 184V185H224ZM253 184V185H252ZM206 185V186H205ZM219 185V184H218ZM258 185V186H257ZM17 186V187H16ZM20 186H22V187H20ZM25 186V187H24ZM83 186V185H82ZM91 186V187H90ZM104 186V187H103ZM177 186L179 187L178 188V190H176L175 189V187L177 188ZM198 186H200V187H198ZM225 186V185H224ZM263 188H262V187ZM12 187V188H11ZM100 187V188H99ZM101 187H103L104 189L106 188H108L109 189V191H108V189L106 190L105 189V191L107 192V196H104L103 194H100V193H102L101 191H102V189H101ZM199 189H198V188ZM201 187V188H202ZM22 188V189H21ZM23 188L25 189L24 191H26L25 193L27 194H29V195H26V194H24V191H21V190H23ZM88 188H91V189H88ZM180 188H181V190H180ZM203 188H202V190H203ZM212 188V189H213ZM223 188V186H220V189H222ZM233 188V189H232ZM11 189V190H10ZM63 189V190H62ZM74 189V190H73ZM99 189V190H98ZM104 189H103V191H104ZM176 190V192L174 191V190ZM196 189V190H195ZM238 189V190H237ZM252 191H251V190ZM254 189V190H253ZM259 190V191H257V190ZM77 190V191H76ZM184 190V191H183ZM199 191V193H200V195L198 194V191ZM214 190V189H213ZM256 190V191H255ZM2 191V192H1ZM11 191V192H10ZM18 193H17V192ZM30 191V192H29ZM66 191L68 192L69 190H67L66 189ZM65 191V192H66ZM79 191V192H78ZM93 191V192H92ZM100 191V192H99ZM174 191V192H173ZM215 192H216V190H214ZM232 191V192H231ZM235 191V192H234ZM254 191V192H253ZM31 192H33V193H31ZM75 192H77L78 193V195H76L77 193H75ZM91 192L93 193V194H91ZM111 192H112V194H111ZM156 192V193H155ZM171 192V193H170ZM193 192V193H192ZM197 192V193H196ZM231 192V193H230ZM253 192V193H252ZM16 193V194H15ZM20 193V194H19ZM38 195H37V194ZM79 193H80V195H79ZM94 193H96V194H94ZM179 193V194H178ZM188 193V194H187ZM190 193H192V194H190ZM225 193V192H224ZM24 194V195H23ZM32 194V195H31ZM37 195L36 197H35V195ZM99 194H100V196H99ZM174 194V195H173ZM178 194V195H177ZM202 194V195H201ZM228 194V195H227ZM234 194V195H233ZM6 195V196H5ZM14 195V196H13ZM30 195H31V198H30ZM74 195V198H76V200L72 197ZM91 195H95V196H93L95 199H97L98 198V202H97V200L95 201V199L91 196ZM101 195H103L104 197H102ZM177 195V196H176ZM184 195V196H183ZM187 195V196H186ZM189 195V196H188ZM198 197H197V196ZM24 198H23V197ZM26 196H27V198H26ZM76 196H79L80 198H78V197H76ZM98 196V197H97ZM172 196V197H171ZM176 196V197H175ZM196 198L197 197V199H195L194 197ZM230 196V197H229ZM249 196V197H248ZM2 197V198H1ZM16 197V198H15ZM18 197V198H17ZM22 197V198H21ZM35 197V198H34ZM37 197H38V199H37ZM46 197V199L48 198H50L49 199V201H48V199L47 200H45V199H43V198H45ZM52 197V198H53ZM90 197H92V198H90ZM170 197V198H169ZM181 197V198H180ZM189 197H191V198H189ZM229 197V198H228ZM43 200H42V199ZM60 198L61 199H63V198H65V199H63V200H61V202H64V204H66L67 202V205H63V204H61V202H60ZM72 198V199H71ZM77 198L80 200V199H85V200H88V201H90L91 199H92V202L91 203H93V204H91V205H86V204H84V203H86V201L85 202H83L82 200V202H79L78 200H77ZM172 198V199H171ZM184 198V199H183ZM186 198H189L190 200H188V199H186ZM254 198V199H253ZM23 199H25V200H23ZM35 199V200H34ZM56 199V200H55ZM74 199V200H73ZM166 199V200H165ZM231 199V200H230ZM5 200V201H4ZM28 200V201H27ZM31 200V201H30ZM68 200H70V201H68ZM94 200V201H93ZM155 200V201H154ZM170 200V201H169ZM192 200V201H191ZM196 200V201H195ZM198 200V201H197ZM200 200V201H199ZM226 200V201H225ZM250 200H251V202H250ZM24 201V202H23ZM30 201V202H29ZM35 203H34V202ZM77 201V204L75 203ZM87 201V202H88ZM106 201V202H105ZM167 201V204L166 203H164V202H166ZM174 201V202H173ZM185 201V202H186ZM202 201V202H201ZM27 202H28V204H27ZM31 202H32V204H31ZM44 202H45V204H44ZM50 202V203H49ZM54 204H53V203ZM70 202V203H69ZM94 202L96 203L95 204V206H94ZM158 202V203H157ZM163 202V203H162ZM168 202H172L173 203V206L174 207H172V206H170V207H172V209L169 207L167 210H166V208L169 206V203ZM182 202H184V201H182ZM184 202V203H185ZM200 202V203H199ZM226 204H225V203ZM19 203V204H18ZM37 203V204H36ZM40 203H42V204H40ZM58 203V204H59ZM74 203L76 204V208L74 209V207H75V205H74ZM81 203H82V205H81ZM172 203H170V205H172ZM190 203V204H189ZM194 203V204H193ZM30 204L31 205H33V206H30ZM50 204V205H49ZM73 206H72V205ZM165 204H166V206L167 207H164L165 206ZM176 204H177V202H176ZM193 204V205H192ZM218 204V206L220 207V201H218V202H216V205ZM224 204V205H223ZM229 205V206H226V205ZM8 205H10V206H8ZM17 205H19L18 207H17ZM24 205H27V206H24ZM71 207H70V206ZM79 205V206H78ZM105 205V206H104ZM190 205H192V206H190ZM254 205V206H253ZM262 205H263V207H262ZM3 206V207H2ZM24 206V207H23ZM46 206H50V207H52L51 209L52 210H49L50 209V207H46ZM89 206H93V208H94V210H93V208H89ZM226 208H225V207ZM231 206V207H230ZM236 206V207H235ZM15 207V208H14ZM33 207H35V211L33 210L34 208ZM67 207L69 208L68 210H67ZM73 207V209H71ZM79 207V208H78ZM81 207V208H80ZM86 207L88 208V209H86ZM96 207H97V209H99V210H97L96 209ZM154 207H155V210H154ZM176 207H177V205H176ZM192 207V208H191ZM232 207H234L233 209H232ZM240 207V208H239ZM3 208V209H2ZM11 208V209H10ZM31 209V211H27V213H31V215L29 214L28 216L26 215V210L27 209ZM40 208V209H39ZM104 208V209H103ZM164 208V209H163ZM216 208V207H215ZM225 208V209H224ZM238 208V209H237ZM22 211H21V210ZM162 209V210H161ZM185 209H186V205H185ZM195 209V208H194ZM195 209V210H196ZM200 209V208H199ZM224 209V210H223ZM229 209H231L230 210V212L228 211ZM33 210V211H32ZM62 210V209H61ZM79 212H78V211ZM85 210V211H84ZM103 210H104V212H103ZM164 210V211H163ZM169 210V211H168ZM201 210H202V208H201ZM201 210H198V211H201ZM235 210V211H234ZM15 211V212H14ZM21 211V212H20ZM50 211H51V214H50ZM75 211V212H74ZM90 211V212H89ZM108 211V212H107ZM122 211V212H121ZM154 211L156 212V213H154ZM158 211L160 212V213H158ZM175 211V210H174ZM194 211V210H193ZM217 211H218V209H217ZM219 211H218V213H219ZM67 212H66V214H67ZM87 212V213H86ZM99 212V213H98ZM214 212H216V210H214ZM221 212V211H220ZM221 212V213H222ZM231 212H233L232 214H231ZM119 213V214H118ZM174 213V212H173ZM173 213H172V216H173ZM236 213V214H235ZM9 214V215H8ZM54 214V213H53ZM52 214V215H53ZM80 214H81V216H80ZM96 215V217H95V215ZM110 214V215H109ZM155 216H154V215ZM199 214V213H198ZM215 215H216V213H214ZM226 214H228L227 216H229V217H227L226 216ZM7 215V216H6ZM10 215H14L13 217L12 216H10ZM27 216V217H25V216ZM74 215V216H73ZM83 215V216H82ZM92 215V216H91ZM106 215V214H105ZM105 215H104V218H105ZM215 215H214V218H215ZM18 216V217H17ZM31 216V219L29 218L27 221H28V223H27V221L25 220L26 218H28V217H30ZM54 216V215H53ZM87 216V217H86ZM110 216V217H109ZM148 216V217H147ZM171 216V217H172ZM181 216V215H180ZM217 216V215H216ZM238 216V217H237ZM21 217V218H20ZM51 217V216H50ZM50 217H49V219H50ZM72 219H71V218ZM106 217V221H108V218ZM120 219H122L120 222H119V218ZM137 217V218H136ZM153 217V218H152ZM10 218V219H9ZM16 219V221H15V219ZM79 218L81 219V220H79ZM88 220H87V219ZM92 218H93V221H92ZM102 218V217H101ZM114 220H113V219ZM147 218H148V222H146V220H147ZM156 218V217H155ZM179 218V217H178ZM183 218V217H182ZM181 218V219H182ZM228 218V219H227ZM231 218V219H230ZM12 219V220H11ZM69 219V220H68ZM75 219V220H74ZM83 219V220H82ZM137 219V220H136ZM218 218L216 217V220H217ZM226 219H227V222H226ZM258 219V220H257ZM19 220H21V221H19ZM26 221V223H25V225H26V227H25V225H24V227L21 225V227H23V228H19L18 229V227H19V225H18V223L17 222H22V221ZM29 220L32 222L33 221V227L31 226V222L29 223ZM51 220H53V217H52V219ZM50 220V221H51ZM79 220V221H78ZM87 220V221H86ZM89 220H91V221H89ZM95 220H98L97 222L95 221ZM113 220V221H112ZM132 220V221H131ZM144 220V221H143ZM232 222H231V221ZM70 221V222H69ZM71 221H72V223H71ZM78 221V222H77ZM83 221V222H82ZM88 221H89V223H88ZM115 221V222H114ZM225 221V222H224ZM256 221V222H255ZM10 222V223H9ZM14 222V223H13ZM87 222V223H86ZM94 224H93V223ZM95 222H96V224H95ZM121 224L122 222H124V223H122L123 225L125 224V225H127V224H131V226L129 227V225H127V227H129V228H126V229H128V230H124V232H123V230L121 231L122 233H121V235H120V232L119 231H117L116 229V227L115 226H117V227H119L120 225H119V223ZM127 224H126V223ZM140 223L141 222V224L143 223V227H144V225L145 224H148V225H145V227L146 226H148L151 230H153V231H151L150 229V231H151V233L150 234H153V235H150L149 233H147V232H145L146 231V229H144L143 227H140L139 228V225H141V224H139L138 225V223ZM224 222V223H223ZM231 222V223H230ZM234 222V223H233ZM238 222V223H237ZM252 222V223H251ZM258 222V223H257ZM51 223H54V221H52ZM70 223V224H69ZM113 223V224H112ZM230 223V224H229ZM233 223V224H232ZM236 223H237V225H236ZM30 224V225H29ZM68 224L70 225V226H68ZM79 224V225H78ZM87 224H89V225H87ZM122 224H121V228H122ZM215 224V225H216ZM239 224V225H238ZM8 225H9V227H8ZM15 225H18V226H16L15 227ZM28 225V226H27ZM76 225V226H75ZM92 225V226H91ZM94 225H97V227L96 226H94ZM119 225V226H118ZM234 225V226H233ZM255 227H254V226ZM14 226V227H13ZM30 226V227H29ZM38 226V227H37ZM55 226H57V225H54V227ZM64 226V227H65ZM134 226V230H135V233L133 234L132 233V229L129 231V229L131 228V227H133ZM136 226H138V227H136ZM27 227L30 229L31 227H32V234L34 233L35 235L37 234V236H31V241L29 240L28 241V238L26 239L25 238V233H23V232H25V229L27 230V232H28V229H27ZM64 227H63V229H64ZM73 227V228H72ZM111 227V228H110ZM215 227H213V228H215ZM16 228V229H15ZM56 228V227H55ZM57 228H58V231H63V229H62V227H61V229L59 230V225L57 226ZM56 228V229H57ZM68 228V229H69ZM113 228V229H114ZM136 228V229H135ZM141 229V231L143 232V233H140V234H142V235H139V233L138 234H136V231H139V229ZM147 228V227H146ZM218 228H215V229H218ZM224 228H225V230H224ZM254 228V229H253ZM7 229V230H6ZM20 229H21V231H20ZM22 229H24L23 231H22ZM38 230V232H39V234L36 232H34V231H37ZM120 229V228H119ZM215 229H212V231L214 230L215 232L214 233H216V235L217 236H219V235H221L222 236V233L221 232H219V230L217 231V230H215ZM221 229H223V230H221ZM237 229V230H236ZM31 230V229H30ZM30 230H29V232H30ZM79 230V231H78ZM103 230V229H102ZM147 230H148V228H147ZM77 231V232H76ZM111 231H113V230H111ZM116 231V232H115ZM128 232V234H127V232ZM141 231H139V232H141ZM226 231V232H225ZM231 233H230V232ZM262 231V232H261ZM6 234H5V233ZM19 232V233H18ZM22 232V233H21ZM28 232V233H29ZM30 232V233H31ZM130 232L132 233L131 235H129L130 234ZM134 232V231H133ZM153 232V233H152ZM221 233V234H219V233ZM257 234H256V233ZM10 235H9V234ZM218 233V234H217ZM252 233V234H251ZM5 234V235H4ZM15 234V235H14ZM31 234V235H32ZM33 234V235H34ZM85 234V233H84ZM120 235V237H119V235ZM227 234V235H226ZM12 235H13V238H12ZM16 235H18L17 237H16ZM23 235H24V237H23ZM43 236V237H39V236ZM137 235V236H136ZM149 235V236H148ZM226 235V236H225ZM232 235V236H231ZM10 236V237H9ZM21 236V238L20 239H25V240H22L21 241V243L19 242H17V240H19V237ZM148 236V237H147ZM156 238V239H154V237ZM156 236H159V235H156ZM3 237V238H2ZM6 237V238H5ZM38 237V238H37ZM116 237V239H114ZM125 237V238H124ZM6 240H5V239ZM12 238V239H11ZM14 238H16V240L14 239ZM18 238V239H17ZM45 238H46V236H45ZM113 238V239H112ZM145 238H146V240H145ZM149 238V239H148ZM221 238H223V237H221ZM221 238H219V240L221 241ZM34 239V240H33ZM38 239V240H37ZM124 239V240H123ZM168 239H169V235H168ZM224 239V238H223ZM257 239V240H256ZM5 240V241H4ZM15 240V241H14ZM123 240V241H122ZM127 240V241H126ZM151 240V241H150ZM158 242H157V241ZM161 240V239H160ZM165 240V241H164ZM172 240V239H171ZM175 240H177V239H175ZM218 240V239H217ZM11 241V242H10ZM24 241H26V242H24ZM34 241L35 242H37L36 243V245H35V243H34ZM40 241V242H39ZM44 241H45V239H44ZM121 241V242H120ZM147 241V242H146ZM167 241V242H166ZM174 241V240H173ZM4 242H6V243H4ZM28 242L30 243V244H28ZM42 242H43V239H42ZM127 242H128V244H127ZM158 244H157V243ZM164 242H165V244H164ZM25 243V244H24ZM34 243V244H33ZM121 243V244H120ZM122 243H125V244H122ZM162 243V245H160V244ZM234 243V244H233ZM19 244V245H18ZM23 244V245H22ZM28 244V245H27ZM33 244V245H32ZM37 244H38V246H37ZM113 244V245H114ZM156 244V245H155ZM164 244V245H163ZM237 244V245H236ZM11 245V246H10ZM27 247V249L25 248V246ZM126 245V246H125ZM136 245V246H135ZM161 246V247H159V246ZM34 246V247H33ZM119 246V247H118ZM124 246H125V248H124ZM133 246H135L136 248H137V251H136V249H135V251L133 250ZM139 248H141V249H139ZM18 247V248H17ZM33 247V248H32ZM134 247V248H135ZM146 247V248H145ZM157 247H158V249H157ZM164 249H163V248ZM170 247V246H169ZM22 248H23V250H25L24 252H23V250H22ZM128 248V249H127ZM130 248V249H129ZM149 248V249H148ZM161 248H162V250L164 251H162L161 250ZM19 249V250H18ZM143 249V250H142ZM145 249H146V251H145ZM167 249H169V250H171L170 248H167ZM235 249V250H234ZM7 250V251H6ZM21 250H22V254H21ZM131 250H133V252H131ZM231 250V251H230ZM8 251V252H9ZM30 251V252H29ZM32 251V252H31ZM140 251V252H139ZM159 251V252H158ZM129 252V253H128ZM145 254H143V253ZM146 252V253H145ZM159 254H158V253ZM160 252H162V253H165L164 255L162 254V253H160ZM136 253H139V254H136ZM149 253V254H148ZM227 253V254H228ZM5 254V255H4ZM133 254H135V256H133ZM146 254H148V256L150 255V257H148ZM158 254V255H157ZM17 255H20L21 256V258H20V256H17ZM142 255V256H141ZM236 255V256H235ZM23 256V257H22ZM145 256V257H144ZM147 256V257H146ZM4 259H3V258ZM135 259H133V258ZM143 257V258H142ZM153 257V258H152ZM159 257V263H161V262H163L164 260V264H166L167 262V264H176V262L174 261V260H176L175 259V257H173L174 258V260H173V258H167V259H162L161 260V258ZM169 257H172V256H169ZM218 258L219 257H221V256H217ZM216 256H215V258L216 259H218ZM223 257V256H222ZM221 257V258H222ZM229 257V258H228ZM19 258H20V260H19ZM138 258V259H137ZM145 258H148V259H145ZM258 258V259H257ZM65 259V258H64ZM151 259H152V261H151ZM186 259V258H185ZM215 259V260H216ZM226 259V260H227ZM231 259V260H230ZM10 260H11V262H10ZM66 261L68 260V259H65ZM74 260H75V258L72 260V262L73 263H76V261L74 262ZM154 260V261H153ZM160 260H161V262H160ZM169 260H173L174 262H170ZM180 260H182V259H180ZM222 260H223V258H222ZM222 260H221V262H222ZM69 261H70V259H69ZM185 261V260H184ZM4 262V263H3ZM17 262V263H16ZM170 262V263H169ZM182 262V261H181ZM218 262H220L219 260H218ZM218 262H216V264H220V263H218ZM72 263V264H73ZM152 264V263H151ZM163 264V263H162ZM182 264V263H181Z\"/></svg>", "mask_w": 264, "mask_h": 264}, {"label": "bare ground", "instance_id": "bare-ground-1", "mask_svg": "<svg viewBox=\"0 0 264 264\" xmlns=\"http://www.w3.org/2000/svg\"><path fill=\"white\" fill-rule=\"evenodd\" d=\"M1 1V0H0ZM32 1V2H31ZM42 1L44 2V4H45V1L44 0H30V5H29V7H27V5L26 6H24L23 8L22 7H20V5H18V8H17V12L18 11H21L20 12V17H21V13H23L22 11H24L25 13H27V14H25V16L26 15H28L27 17H29V15H30V22H31V20H33L32 22L34 23V24H36V22H38L39 20H41L42 18L41 17H43L44 16V14L46 13V12H49V9H48V11H47V8H45L46 7V4L44 5L43 3H42ZM48 1V0H47ZM51 1V0H50ZM49 1V2H50ZM56 1H59V0H56ZM63 2H64V0H62ZM66 2H67V4H68V6H67V4H66V2H65V4H66V6L67 7H71L72 9H75L77 12L79 11V10H81V14H82V11H83V14H84V17H83V24H81L80 26H81V28H80V32L78 31V30H76V31H78L79 33V35H80V37L82 36V37H85L86 38V40H82L83 41V43L84 42H86L85 44H86V51H87V53H89L88 55H89V58L90 59H92L91 61H94V60H96L97 61V64H101V63H103L102 65H100V66H111V63L113 62V64H114V67H113V71L114 72H116V73H118L119 75L120 74H122L123 75V73H124V75L127 77H125L126 78V80L128 79V81H129V84H134V86H136V88H135V90L133 91V92H135V93H138L137 95H139L140 93H142L143 94V96H141V97H143V100H145V98L147 99V101H145V102H149V104H150V106L152 105H155V107H156V109H160V108H164V106H166V105H164L163 103L165 102V98L163 99V98H161L160 100H162V102H160L159 101V96H157V91L158 90H156L158 87L160 88V85H162V84H159V79H158V75H157V71H159L160 72V74L161 73H165V74H167L168 75V80H166L167 82H165L164 81V83H165V85H166V87H167V91L164 93V94H167V97H168V105L166 106V110L165 111H167L168 113L169 112H171V115H172V120H173V122H176V121H174L175 119H177V121H179L178 123H180V125H179V127L176 129L175 128V126L174 127H172L171 126V128H173L172 130L173 131H171V129H170V131L172 132H170L169 134H170V136L172 137V139H171V137L169 136V134H166V135H168V137H170V139L171 140H173L174 141V143H176V145L178 144L179 145V147L178 148H180V144H179V142L181 143V141H182V144H183V142H185L184 140H186L185 138L187 137V136H190V138H191V142H192V148H193V153H194V156L196 157V158H199V157H201V159L202 158H205V161H204V159H203V161H204V163L206 162V163H209L210 162V160H209V158L211 157V154L212 153H214V151L216 150V152H217V149L220 151V152H222L223 153V155H222V153H221V155L223 156V157H234L235 155H233V154H238L239 152H237V148L235 147V146H237L238 147V145L240 146V145H245V147H246V145L248 146V145H251L250 144V142H248V141H250V140H248V138H249V136H250V134H252V132L253 131H255L256 129V127L255 128H252L253 129V131H252V129L250 128V124H249V127L248 126H246L247 124L245 123V122H247L246 120H248V118L247 119H244L242 116H241V108L243 107V105H245L244 103H240V104H242L241 105V107H239L238 109H236L237 107H238V105H240L239 103H238V105L237 106H234L235 104H234V101L235 100H237V99H239L238 97V95H237V98H235V100H234V98L232 97V98H230L231 97V94L229 95V90H230V88L231 87H233L234 86V88H237V87H235V85L236 86H239L237 83H238V81H237V78L239 79L240 77H241V75L243 74H241V75H239V76H236V75H238V74H235L236 72H233L232 73V67H233V71H234V69L236 70L238 67H239V65H241V64H238V59H240V54H238V52L241 50V49H243L244 48V44L246 43V41L247 40H244L245 42H243V39L242 40H240L239 39V36H238V33H240V31L239 32H237L238 30H242L243 31V33L245 32V33H248V32H252V31H254V33H255V31H258V29H259V24H258V19H256L255 20V18L253 17V19L254 20H252V15L255 13V12H257V14H258V12H261L262 10H261V7H262V5L260 6L259 5V2L258 1H260V0H258V1H256V0H242V1H240V0H238V1H240V3L238 2V4L240 5H238L241 9H237V11H234V10H232V12H229L228 14L227 13H225L224 11V13L223 14H227L226 15V17H233V18H235L237 21H238V26L239 27H237V26H235V27H237L236 29H234L235 27H233V28H230V31H231V29H233L234 30V34H232V35H237V39L234 37V36H232L231 34H229V32H221L220 31V26H219V24H218V22H220L221 23V21H219V19H220V17H221V15H223L222 13H220V15H219V13H218V15L216 14H213V15H215V16H211V17H209L208 19H206L207 17V14L208 15H210L209 14V11L207 10V14L205 13L206 11H204V13L206 14V16L204 15H202V13L203 12H201V14L200 13H198L199 12V9H201L202 7H203V5L206 3H204V0H200L199 2L197 1L196 3H194V1H193V3H192V1H190V3H186L185 5L184 4H180V5H182L181 7H183V5H184V8L182 9V11L183 10H185L186 12L185 13H187V14H193V16H194V18H192L193 16H191V18L193 19V21H191L190 23H189V21H186V22H184V25H181L180 24V26H179V23L181 22V20L180 21H178L179 23L177 24V21H176V18L178 19V17H176L175 18V15H177V13H175L176 11H175V6H174V8H173V11H172V15L170 14V15H168L169 14V12H168V16L166 17L165 15H166V12H164V10H163V12L165 13V15L162 17V16H160V15H157V14H155L154 12H153V14H152V11H151V8L153 7V9H154V6H150L151 8H149L148 6H146L145 4H146V1L144 2V0L142 1V4H141V2L139 3L138 2V4H139V6L141 7V11L139 10V8H138V10H139V14L137 15L135 12L134 13H132L133 12V9L131 10V9H129V5H130V7H131V4L132 3H134V2H132L131 4H130V1L128 2L127 0H65ZM137 1H139V0H137ZM136 1V2H137ZM153 2H152V4L154 5V0H152ZM168 1V0H167ZM174 1V0H173ZM181 1V0H180ZM196 1V0H195ZM208 1V0H207ZM227 1V0H226ZM234 1V0H233ZM237 0H235V2H236ZM4 1H2V3H3ZM60 2V1H59ZM165 2H166V0H165ZM177 2V1H176ZM202 2V3H201ZM233 3V4H236V3ZM1 3V2H0ZM0 4V6H1V8L0 9H4V7H6L5 6V4H4V6L2 7V5L3 4ZM5 3V2H4ZM40 3H42V4H40ZM53 3H54V1H53ZM58 3V2H57ZM161 3V2H160ZM204 3V4H203ZM214 3V2H213ZM220 3V2H219ZM229 3V2H228ZM232 3V2H231ZM28 4H29V2H28ZM56 4V3H55ZM136 4V3H135ZM176 4V3H175ZM174 4V5H175ZM210 4V3H209ZM215 4H216V2H215ZM223 4H225V3H222L221 5H223ZM230 4V3H229ZM260 4H261V1H260ZM23 5H25V3L23 4ZM22 5V6H23ZM40 5H42V7H40ZM43 5H44V7H43ZM52 5V4H51ZM149 5V4H148ZM160 5V4H159ZM228 5V4H227ZM227 5H224V6H227ZM57 6H59L58 4H57ZM57 6H55V7H57ZM61 6H64V4L63 5H61ZM205 6L206 7H208L206 4H205ZM215 6V5H214ZM214 6H213V8H214ZM223 6V7H224ZM232 6V5H231ZM20 7V8H19ZM60 7V6H59ZM138 7V6H137ZM155 7H156V5H155ZM158 7V6H157ZM179 7V6H178ZM205 7V8H206ZM229 7V6H228ZM227 7V8H228ZM27 8H29V9H27ZM61 8V7H60ZM66 8V7H65ZM70 8V9H71ZM159 8V7H158ZM213 8H209L208 7V9L210 10H212ZM220 8V7H219ZM226 8V9H227ZM263 8V7H262ZM5 9H7V8H5ZM55 9V8H54ZM53 9V12L55 11V10H57V9H55L54 10ZM71 9V10H72ZM179 9V8H178ZM225 9V10H226ZM229 9V8H228ZM26 10H27V12H26ZM63 10H65V9H63ZM159 10V9H158ZM158 10H157V12H158ZM202 10V9H201ZM213 10H216L215 8L213 9ZM212 10V12L214 13L215 11H213ZM220 10V9H219ZM223 10H224V8H223ZM230 10V9H229ZM260 10V11H259ZM136 11V10H135ZM155 11V10H154ZM162 11V10H161ZM167 11V10H166ZM218 10H216V12H217ZM0 12H1V10H0ZM52 12V11H51ZM57 12V11H56ZM59 12H61V11H59ZM58 12V13H59ZM69 12H70V10H69ZM69 12H67V13H69ZM156 12V11H155ZM212 12H210V13H212ZM215 12V13H216ZM221 12V11H220ZM264 12V11H263ZM29 13V14H28ZM50 13V12H49ZM71 13V12H70ZM73 13H75V12H73ZM130 13V14H129ZM145 13L146 14H149V16H146L145 18H146V20H145V18L144 19H142V17H143V14L145 15ZM171 13V12H170ZM183 13V12H182ZM196 13H198V14H196ZM24 14V13H23ZM80 14V15H81ZM251 16H250V15ZM256 14V16H258ZM261 14V13H260ZM50 15V14H49ZM56 15V14H55ZM60 15L62 16V13H60ZM74 15V14H73ZM72 15V16H73ZM129 15H131V16H133L132 18L131 17H129L130 19H126V17H128ZM225 15H224V17H225ZM13 16V15H12ZM24 15H22V17H23ZM53 16V15H52ZM75 16H77V15H75ZM249 16L251 17L250 19H249ZM261 16H262V14H261ZM3 17V16H2ZM18 17V16H17ZM78 17V16H77ZM81 17V16H80ZM148 17V18H147ZM171 17H174V18H172L171 19ZM179 17H181V16H179ZM185 17V16H184ZM190 17V16H189ZM223 17V18H224ZM225 17V18H226ZM64 18V17H63ZM109 18V19H108ZM187 18V17H186ZM222 18V17H221ZM257 18V17H256ZM20 19V18H19ZM24 19H25V17H24ZM79 19V18H78ZM175 19V23L177 24V25H175L174 26V24H172L173 26L171 27V20H174ZM9 20V19H8ZM17 20H18V18H17ZM44 20V19H43ZM46 20V19H45ZM48 20V19H47ZM67 20V19H66ZM74 20H75V18H74ZM220 20H222V19H220ZM234 20V19H233ZM4 21V20H3ZM7 21V20H6ZM22 21V20H21ZM23 21H28L27 19H25V20H23ZM22 21V23H24ZM52 21V20H51ZM60 22L61 20H57V22ZM69 21V20H68ZM207 21V22H206ZM210 21V22H209ZM226 21V20H225ZM231 21V20H230ZM2 22V21H1ZM29 22V21H28ZM28 22H27V24H28ZM29 22V24H31ZM50 22V21H49ZM57 22H56V24H57ZM73 22V21H72ZM174 22V21H173ZM172 22V23H173ZM234 22V21H233ZM261 22V21H260ZM43 23V22H42ZM186 23V24H185ZM230 23V22H229ZM263 23V22H262ZM8 24V23H7ZM28 24V25H29ZM39 24V23H38ZM61 23H59V25H60ZM26 25V24H25ZM47 25V24H46ZM77 25V24H76ZM27 26V25H26ZM33 26V25H32ZM64 26V25H63ZM79 26V27H80ZM179 26V27H178ZM222 26V25H221ZM227 26V25H226ZM25 27V26H24ZM40 27H41V25H40ZM72 27V26H71ZM77 27H78V25H77ZM262 27H264V26H261V28ZM6 28V27H5ZM8 28V27H7ZM21 28V27H20ZM26 28V27H25ZM34 28H36V27H34ZM169 29L170 30V32H166L167 33V35L169 36H165L164 37V33H163V30L165 31V29ZM24 29V28H23ZM22 29V30H23ZM63 29V28H62ZM166 29V30H167ZM222 29H223V27H222ZM21 30V31H22ZM30 30V29H29ZM70 30V29H69ZM132 30H134V32L136 33L135 35L134 34H132L134 37H137V38H135V39H137L136 41L138 42H140L141 44H143L144 45V49L146 50V53L144 52V53H139L138 55V58L140 57L142 60H143V58H144V60H145V58H146V63L145 64H148V66L150 67V69L145 65V64H143V65H145V66H142V64H141V66L142 67H147L150 71L147 73L146 72V76H144V75H142L143 74V72H144V68H142V69H140L141 71H142V73H141V71H140V73L138 72V73H136L135 72V68L134 67H131V66H129L128 65V63L129 62H131V61H129L128 63L126 62V60H124V58H125V56L126 57H129L128 55V52H127V54H126V52H125V46L124 45H127V43H128V41L130 40H128V38H126L129 34H127V32H129V33H131V31ZM225 30V29H224ZM229 30V27L227 28V31ZM237 30V31H236ZM53 31V30H52ZM76 31L74 32V33H76ZM207 31H209V32H207ZM210 31H213V33H211ZM248 31V32H247ZM264 31V30H263ZM133 32V31H132ZM250 32V33H251ZM20 33H22V32H20ZM61 33V32H60ZM59 33V34H60ZM63 33H64V31H63ZM163 33V34H162ZM213 34L212 36H213V38H205L206 37V35L207 34ZM231 33H232V31H231ZM244 33V34H245ZM46 34V33H45ZM72 34V33H71ZM208 34V35H209ZM253 34V33H252ZM256 34V33H255ZM260 34V33H259ZM259 34H258V36H259ZM263 34V33H262ZM78 35V36H79ZM162 35H163V37H162ZM181 35H183V36H185L186 35V40L187 39H189V41L187 42L186 40V44L184 43V44H182V41H181V43L178 45V46H176L177 45V43H179V40H180V38H181ZM251 35V34H250ZM130 37H131V34L129 35ZM179 36H180V38H179ZM210 36V35H209ZM211 36V37H212ZM247 36V35H246ZM253 36H255V35H253ZM261 36V35H260ZM71 37V36H70ZM76 37V36H75ZM134 37H133V39H134ZM251 37V36H250ZM256 37V36H255ZM78 38V37H77ZM179 38V39H178ZM253 38V40H254V37H251V39ZM258 38V37H257ZM24 39V38H23ZM57 39V38H56ZM80 39V38H79ZM134 39V40H135ZM207 39H209V40H207ZM244 39H246L245 37H244ZM250 39V38H249ZM78 40V39H77ZM132 40V39H131ZM182 40V39H181ZM256 40V39H255ZM259 40V39H258ZM264 40V39H263ZM82 41H78V42H82ZM177 41V42H176ZM251 40H249V41H247V42H250ZM77 42V41H76ZM138 42V43H139ZM243 42V43H242ZM261 42V41H260ZM125 43V44H124ZM137 43V44H138ZM253 43V42H252ZM251 42H250V44L251 45H249L248 46V44L246 43V47H248V49H250V50H252L253 48L255 49V47H257V45L256 44H252ZM257 43V42H256ZM174 44H176L175 46H176V48H174L173 47V49L171 48V47H169V45H174ZM258 44V43H257ZM82 45V44H81ZM143 45H141V46H143ZM260 45V44H259ZM63 46V45H62ZM72 46V45H71ZM131 48L130 49H132V47H133V42L131 43V41H130V45H129ZM129 46H127V47H129ZM138 46H139V44H138ZM79 47V46H78ZM125 47V48H124ZM136 47V46H135ZM242 47V48H241ZM250 47V48H249ZM124 48V49H123ZM138 48V47H137ZM142 48V47H141ZM241 48V49H240ZM259 48V47H258ZM40 49V48H39ZM64 49V48H63ZM129 49V48H128ZM134 49V48H133ZM132 49V50H133ZM170 49V50H169ZM175 49V50H174ZM179 49H180V53L183 55L182 57H184V56H186L188 59H190V60H188V62L191 64V63H193V64H195V65H193L192 64V66H196V64L198 65V69L199 70H197L198 71V73H199V75H197L198 77H196L195 75H194V79L193 80H191V78H190V75L191 74H189L188 75V73H189V64L187 63V61H185L186 60V57L184 58L185 60H183L182 58H181V54L178 56L177 54H176V52L175 51H177V52H179ZM240 49V50H239ZM253 49V50H254ZM17 50V49H16ZM65 50H66V48H65ZM71 50V49H70ZM122 50H124L122 53H121V51ZM135 50V49H134ZM246 50L247 49H245V52H246ZM257 50V49H256ZM83 51V50H82ZM119 51H120V54H121V56H122V59H118V58H120V54H119ZM137 51L139 52L140 50H138L137 49ZM64 52V51H63ZM66 52V51H65ZM124 52H125V55H124ZM133 52V51H132ZM137 52V53H138ZM142 52H143V50H142ZM248 52H250L249 50H248ZM79 53V52H78ZM82 53V52H81ZM36 54V53H35ZM41 54V53H40ZM61 54V53H60ZM75 54V53H74ZM73 54V55H74ZM243 54V53H242ZM247 54V53H246ZM245 54V55H246ZM250 54V53H249ZM252 54V53H251ZM254 54H256V52L254 53ZM56 55H58V53L56 54ZM68 55V54H67ZM84 55V54H83ZM118 55V56H117ZM134 55V54H133ZM132 55V56H133ZM135 55H136V53H135ZM240 57H239V56ZM248 55V54H247ZM131 56V55H130ZM137 56V55H136ZM249 56V55H248ZM48 57V56H47ZM117 57V58H116ZM124 57V58H123ZM242 57H243V55H242ZM253 57V56H252ZM251 57V58H252ZM45 58V57H44ZM75 58V57H74ZM89 58L87 59V61H89ZM130 58V57H129ZM129 58H128V60H129ZM135 58V57H134ZM248 58V57H247ZM250 58V57H249ZM262 58V57H261ZM261 58H260V60H261ZM33 59H35L36 60V58H33ZM42 59V58H41ZM40 59V60H41ZM59 59V58H58ZM127 59V58H126ZM242 59V58H241ZM258 59V58H257ZM26 60V59H25ZM40 60L39 61H37V63H36V61L34 62V63H36V64H38V62H39V64H40ZM45 60V59H44ZM50 61L49 62H51L52 60L51 59H49ZM135 60V59H134ZM259 60V59H258ZM138 61H140V59H138ZM144 61V62H145ZM241 61H243V60H241ZM256 61V60H255ZM254 61V62H255ZM20 62V61H19ZM47 62V61H46ZM46 62H44V64L46 63ZM66 61H64V63H65ZM71 62H72V60H71ZM77 62V61H76ZM132 62H134V61H132ZM253 62V63H254ZM258 62H260V61H257V63ZM48 63V62H47ZM46 63V64H47ZM89 63V65H88V68H89V70H91V69H93L95 66V62H93L94 64H93V66L91 65V63H90V61L88 62ZM106 63V64H105ZM110 63V64H109ZM142 63H143V61H142ZM240 63V62H239ZM245 63H247V61L245 62ZM244 63V64H245ZM263 64H264V58H263V62H262ZM262 63H261V65H262ZM41 64H42V61H41ZM54 64V63H53ZM69 64V63H68ZM112 64V65H113ZM256 64V63H255ZM31 65V64H30ZM49 65V64H48ZM57 65V64H56ZM55 65V66H56ZM132 65V64H131ZM175 65V66H174ZM231 65H233V66H231ZM252 65V63L250 64V66ZM257 65V64H256ZM34 66H36V65H34ZM39 66V65H38ZM50 66H53V65H50ZM54 66V67H55ZM71 66V65H70ZM72 66H73V64H72ZM75 66V65H74ZM85 66V65H84ZM137 66V65H136ZM173 66V68H177L178 69V73H177V75L176 74H174V72H171L172 71V67ZM247 66V68H248V65H246ZM253 66H254V64H253ZM259 66V65H258ZM262 66H264V65H262ZM47 67V66H46ZM91 67H93V68H91ZM102 67V68H103ZM242 67H243V65H242ZM255 67V66H254ZM36 68V67H35ZM37 68H39V67H37ZM41 68V67H40ZM43 68V67H42ZM41 68V69H42ZM50 68V67H49ZM53 68V67H52ZM88 68H87V70H88ZM102 68H101V70H102ZM137 68V67H136ZM147 68H146V70H147ZM193 68H195V67H193ZM240 68V67H239ZM253 68V67H252ZM251 68V69H252ZM256 68V67H255ZM254 68V69H255ZM259 68V67H258ZM15 69V68H14ZM23 69V68H22ZM47 69V68H46ZM45 68L43 69L44 71L46 70ZM61 69V68H60ZM80 69V68H79ZM242 69V68H241ZM18 70V69H17ZM24 70V69H23ZM40 70V69H39ZM48 70V69H47ZM46 70V72H48ZM73 71L75 70V69H72ZM86 69L84 68V71H85ZM88 70V71H89ZM95 70V69H94ZM104 70V69H103ZM111 70V69H110ZM175 70V72L177 71L176 69H174ZM193 70V69H192ZM245 71V69H242V71ZM36 71V70H35ZM34 71V72H35ZM73 71H71V72H73ZM93 71V70H92ZM236 71H238V69L236 70ZM240 71V70H239ZM243 71V72H244ZM253 71H255V70H253ZM252 71V72H253ZM257 71V70H256ZM261 71H262V68H261ZM14 72V71H13ZM12 72V73H13ZM24 72V71H23ZM38 72V71H37ZM52 72V71H51ZM82 72H83V70H82ZM99 72V71H98ZM103 72V71H102ZM109 72V71H108ZM158 72V73H159ZM15 73H20V72H16L15 71ZM36 73V72H35ZM42 73H44L43 71H42ZM67 73H68V71H67ZM70 73V72H69ZM68 73V74H69ZM87 73L88 72H86V75H87ZM93 73V72H92ZM116 73H113V74H116ZM237 73H239V72H237ZM241 73V72H240ZM250 73H251V71H250ZM264 73V72H263ZM41 74V73H40ZM39 74V75H40ZM47 74V73H46ZM46 74L44 73V76H46ZM74 74H75V72H74ZM90 74H91V71H90ZM94 74H95V72H94ZM102 74H104V73H102ZM260 74V73H259ZM54 75V74H53ZM105 75V74H104ZM121 75V76H122ZM193 75V74H192ZM250 75V74H249ZM248 75V76H249ZM253 75V74H252ZM255 75V74H254ZM17 76L18 75H16V78H17ZM42 76V75H41ZM91 76V75H90ZM96 76H98V75H96ZM108 76V75H107ZM188 76H189V78H190V80H189V78H188ZM236 76V77H235ZM247 76V75H246ZM256 76V75H255ZM259 76V75H258ZM264 76V75H263ZM263 76H262V78H263ZM56 77V76H55ZM62 77H63V75H62ZM93 77V76H92ZM95 77V76H94ZM93 77V78H94ZM102 77V76H101ZM124 77V76H123ZM242 77H243V75H242ZM241 77V78H242ZM252 77V76H251ZM15 78V79H16ZM18 78H20V77H18ZM47 78V77H46ZM64 78V77H63ZM74 78H75V76H74ZM74 78H73V80H74ZM91 78V77H90ZM112 78V77H111ZM165 78H166V76H165ZM192 78H193V76H192ZM235 78H236V80H235ZM254 77H252V79H253ZM256 78V77H255ZM69 79V78H68ZM88 79V78H87ZM94 79H96V78H94ZM94 79H93V81H94ZM98 79V78H97ZM107 79V78H106ZM113 79V78H112ZM250 79V78H249ZM260 79H261V77H260ZM18 80H20V79H18ZM72 80V79H71ZM89 80V79H88ZM110 80V79H109ZM165 80V79H164ZM240 80V79H239ZM246 80V79H245ZM259 80V79H258ZM2 81V80H1ZM6 81V80H5ZM26 81V80H25ZM49 81V80H48ZM61 81V80H60ZM59 81V82H60ZM78 81V80H77ZM77 81L76 82H73V81H71V83H68V88H67V92L69 93V92H71V93H69V94H71L70 96L72 97V93L74 94V96L75 95H79V94H81V93H79L78 94V92L81 90L82 91V89H81V86H80V89L78 88V83H77ZM80 81V80H79ZM114 81V80H113ZM240 81H242V80H240ZM239 81V83L241 84V82ZM250 81V80H249ZM249 81H246V82H249ZM257 81V80H256ZM255 81V83H257L258 84V82H256ZM9 82V81H8ZM17 84H18V81H17V79H16V81H15ZM15 82H11V83H9L10 85H12L13 86V83H14V85H15ZM45 82V81H44ZM67 82H69L68 80H67ZM72 82L73 83H76L74 86H73V84H72ZM98 82V81H97ZM105 82V81H104ZM104 82H103V84H104ZM111 82H112V80H111ZM119 82V81H118ZM127 82V81H126ZM254 82V81H253ZM252 82V83H253ZM6 83H7V81H6ZM55 83V82H54ZM92 83V82H91ZM108 83V82H107ZM113 83V82H112ZM117 83V82H116ZM128 83V82H127ZM243 83H244V81H243ZM260 83H262V82H260ZM23 84V83H22ZM27 84V83H26ZM88 84V83H87ZM109 84H110V82H109ZM113 84H115V82L113 83ZM113 84L111 85L112 87L111 88H113ZM256 84V85H257ZM55 85V84H54ZM64 85H65V83H64ZM91 85V84H90ZM105 85V84H104ZM242 85V84H241ZM244 85V84H243ZM243 85H242V87H243ZM262 85V84H261ZM261 85H259V86H261ZM11 86V87H12ZM77 86V87H76ZM96 86H98V85H96ZM103 86V85H102ZM106 86V85H105ZM123 86V85H122ZM133 86V85H132ZM258 86V87H259ZM17 87V86H16ZM93 87V86H92ZM99 87H100V85H99ZM107 88H108V86H106ZM105 87V88H106ZM109 87H110V85H109ZM126 87H127V85H126ZM157 87V88H156ZM241 86H239V88H240ZM246 87V86H245ZM250 87V86H249ZM249 87H247V88H249ZM253 87V86H252ZM251 87V88H252ZM263 87V86H262ZM36 88V87H35ZM69 88H70V91H69ZM83 88V87H82ZM121 88V87H120ZM9 89V88H8ZM59 89H60V86H59ZM65 89V88H64ZM79 89V91L76 93V90H78ZM84 89V88H83ZM87 89H88V87H87ZM93 89H95V88H93ZM109 89V88H108ZM118 89V88H117ZM117 89H116V91H117ZM133 89V88H132ZM233 89V88H232ZM253 90H255L254 88H252ZM33 90V89H32ZM85 90V89H84ZM90 90V89H89ZM98 90H99V88H98ZM110 90V89H109ZM108 90V91H109ZM129 90H130V87H129ZM164 90V89H163ZM166 90V89H165ZM239 91H240V89H238ZM241 90H243V89H241ZM250 90V89H249ZM248 90V91H249ZM262 90V89H261ZM16 91V90H15ZM120 91H121V89H120ZM132 91V90H131ZM137 91V92H136ZM161 91V90H160ZM235 91H237V89H235ZM239 91H238V93H239ZM257 91H258V89H257ZM10 92V91H9ZM41 92V91H40ZM65 92V91H64ZM67 92H66V94H67ZM85 92V91H84ZM83 92V93H84ZM133 92H132V94H133ZM140 92V93H139ZM233 92V91H232ZM8 93V92H7ZM14 93V92H13ZM94 93V92H93ZM96 93V92H95ZM118 93V92H117ZM231 93V92H230ZM256 93V92H255ZM254 93V94H255ZM257 93H259V92H257ZM261 93H263V92H261ZM1 94V93H0ZM12 94V93H11ZM63 94V93H62ZM65 94V93H64ZM103 94V93H102ZM124 94V93H123ZM130 94H131V92H130ZM158 94H160V93H158ZM162 94V93H161ZM235 94V93H234ZM241 94V93H240ZM264 94V93H263ZM21 95V94H20ZM56 95V94H55ZM68 95V94H67ZM91 95H92V93H91ZM95 95V94H94ZM101 95V94H100ZM134 95V94H133ZM136 95V96H137ZM236 95V94H235ZM234 95V96H235ZM260 95V94H259ZM258 95V96H259ZM6 96H8V95H6ZM5 96V97H6ZM62 96V95H61ZM65 96V95H64ZM76 96V97H77ZM87 96H88V94H87ZM90 96V95H89ZM115 96V95H114ZM118 96V95H117ZM121 96V95H120ZM130 96H132V95H130ZM136 96H133L134 98L133 99H135L136 98ZM161 96V95H160ZM230 96V97H229ZM233 96V95H232ZM242 96V95H241ZM246 96V95H245ZM254 96V95H253ZM44 97V96H43ZM68 97H69V95H68ZM75 97V98H76ZM94 97V96H93ZM119 97V96H118ZM140 97V98H141ZM166 97V98H167ZM261 97H263V96H261ZM8 98V97H7ZM51 98V97H50ZM77 98H79V97H77ZM76 98V99H77ZM84 98V97H83ZM86 98V97H85ZM88 98V97H87ZM90 98V97H89ZM139 98V97H138ZM245 98V101L246 100H248V98L246 99V97H244ZM6 99V98H5ZM58 99V98H57ZM65 99V98H64ZM64 99H63V101H64ZM68 99V98H67ZM66 99V100H67ZM72 99V98H71ZM117 99V98H116ZM125 99V98H124ZM123 99V100H124ZM142 99V98H141ZM252 99V98H251ZM254 99V98H253ZM264 99V98H263ZM65 100V101H66ZM97 100V99H96ZM136 100V99H135ZM9 101H10V99H9ZM43 101V100H42ZM85 101V100H84ZM131 101V100H130ZM241 101V100H240ZM242 101H243V99H242ZM244 101V102H245ZM259 101H261V99L259 100ZM62 102V101H61ZM67 103L69 102V101H66ZM71 102V101H70ZM69 102V103H70ZM86 102V101H85ZM102 102V101H101ZM104 102V101H103ZM108 102V101H107ZM118 102V101H117ZM122 102V101H121ZM140 102V101H139ZM239 102V101H238ZM256 102V101H255ZM14 103V102H13ZM50 103V102H49ZM87 103V102H86ZM85 103V104H86ZM105 103V102H104ZM124 103V102H123ZM128 103L129 104H131V102H129L128 101ZM142 103V102H141ZM152 103V104H151ZM247 103H249V101L248 102H246V106H247V108H251V104H247ZM259 103V102H258ZM261 103V102H260ZM262 103H264V102H262ZM57 104V103H56ZM70 104H72V102L70 103ZM124 104H126V103H124ZM146 104V106H148L149 104L148 103H145ZM145 104H144V106H145ZM148 104V105H147ZM167 104V103H166ZM252 104H255V103H252ZM69 105V104H68ZM76 105H77V103H76ZM140 105H142V104H140ZM249 105H251V106H249ZM255 105H257V104H255ZM261 105V104H260ZM11 106V105H10ZM54 106V105H53ZM58 106V105H57ZM62 106H63V104H62ZM81 106V105H80ZM108 106V105H107ZM114 106V105H113ZM123 106V105H122ZM128 106V105H127ZM127 106H125V107H127ZM132 106V108H133V106L134 105H131ZM149 106V107H150ZM169 106V110L167 109V107ZM261 106H263V105H261ZM261 106H258V107H261ZM50 107V106H49ZM69 107V106H68ZM85 107V106H84ZM124 107V106H123ZM137 106H135L134 108H136ZM139 107V106H138ZM137 107V108H138ZM143 107V106H142ZM155 107H154V109H155ZM234 107H236V108H234ZM253 107V110H254V105L252 106ZM75 108V107H74ZM86 108V107H85ZM99 108V107H98ZM128 109H129V107H127ZM136 108V109H137ZM145 108V107H144ZM144 108H143V110H144ZM147 108V107H146ZM246 108V107H245ZM244 108V109H245ZM255 108H257V106L255 107ZM59 109V108H58ZM61 109V108H60ZM78 109V108H77ZM82 109H83V107H82ZM91 109V108H90ZM115 109V108H114ZM126 109V108H125ZM136 109H133L134 111H132L131 112V108L129 109L130 110V112H129V114L131 113V115L133 116V118L135 117V119L137 120H139V118H141V117H138V118H136L137 116H136V113H139L140 112V110L138 111V112H136ZM155 109V110H156ZM162 109H160V110H162ZM240 109V110H239ZM243 109V108H242ZM262 109L264 110V107H262ZM43 110V109H42ZM53 110V109H52ZM57 110V109H56ZM81 110V109H80ZM117 110V109H116ZM119 110V109H118ZM142 110V109H141ZM150 110H153V108L152 109H150ZM157 110V111H158ZM263 110H261V108H260V114H259V116L258 115H256V114H258L259 113V111L256 109V113H255V115H254V119L258 116L259 117V120L261 121H259V120H256V121H259V126H257L258 124L257 123H255V124H257L256 126H257V130H256V132H259L258 133V137L256 136L257 135V133L255 132V136H256V138H258L259 140L257 141V142H259L260 141V143L261 144H263L264 145V111ZM8 111V110H7ZM66 111V110H65ZM106 111V110H105ZM123 111V110H122ZM128 111V110H127ZM127 111L125 112V113H127ZM154 111V110H153ZM157 111H154V119H152V121H150V123H151V126H152V128H153V125H157L156 127L157 128H159L158 126H160L159 124H160V122H159V115L157 114L156 115V112ZM199 111H201V114H203L204 115V117H206V116H208V118L206 117V119L203 117V119H205L204 121H206V123L204 122V123H201L200 125H199V120H198V117L199 116H201V114L199 115ZM249 111V110H248ZM252 110H250V112H251ZM42 112H44V111H42ZM47 112H48V110H47ZM52 112H54V111H52ZM51 112V113H52ZM120 112V111H119ZM166 112V114H168ZM240 112V113H239ZM80 113V112H79ZM141 113H142V111H141ZM145 111L143 112V114L145 115ZM152 113V112H151ZM32 114V113H31ZM55 114V113H54ZM94 114H95V112H94ZM118 114V113H117ZM120 114H121V112H120ZM153 114H150V115H153ZM217 114V115H216ZM242 114H243V112H242ZM40 115V114H39ZM49 116L48 117H46V119L48 120L47 121V124H46V122L44 123V124H46V127L48 126L49 127V125H52V124H54V122L56 121L55 120V116L53 117L52 115H53V113H52V115L50 116V113L48 114ZM60 115V114H59ZM62 115V114H61ZM64 115H66L65 113H64ZM83 115V114H82ZM101 115V114H100ZM138 115H140V113L138 114ZM142 115V114H141ZM140 115V116H141ZM155 115L157 116V117H155ZM169 115H170V113H169ZM243 115H245V114H243ZM85 115H83V117H84ZM98 116V115H97ZM104 116H106V115H104ZM118 116V115H117ZM116 116V117H117ZM125 116H128V115H126L125 114ZM130 116V115H129ZM128 116V117H129ZM132 116H130V117H132ZM147 116H149V115H147ZM39 117V116H38ZM41 117V116H40ZM50 117H53V118H50ZM89 117H91V116H89ZM103 117V116H102ZM115 117V118H116ZM129 117V118H130ZM143 117V116H142ZM145 117V116H144ZM159 117V118H158ZM170 117V116H169ZM249 117H250V115H249ZM18 118V117H17ZM60 118V117H59ZM85 118H86V116H85ZM119 118V117H118ZM124 118V117H123ZM132 118V119H133ZM146 118V117H145ZM145 118H143V119H145ZM165 118V117H164ZM171 118V117H170ZM200 118V117H199ZM210 118V119H209ZM15 119V118H14ZM40 119H42V118H40ZM39 119V120H40ZM45 119V120H46ZM57 119V118H56ZM61 119H62V117H61ZM80 119V118H79ZM99 119H101V118H99ZM126 119H127V117H126ZM142 119V118H141ZM147 119V118H146ZM149 119V118H148ZM161 119V118H160ZM202 119V118H201ZM202 119V120H203ZM209 119V120H208ZM244 119V120H243ZM250 119V118H249ZM252 119V118H251ZM19 120V119H18ZM23 120V119H22ZM25 120V119H24ZM37 120V119H36ZM55 120V121H54ZM77 120H78V118H77ZM87 120V119H86ZM107 120H108V118H107ZM111 120V119H110ZM115 120H117V119H115ZM121 120V121H120ZM171 120V119H170ZM58 121V120H57ZM61 121V120H60ZM74 121V120H73ZM92 121V120H91ZM100 121V120H99ZM118 121V120H117ZM119 126H120V123L121 124H123L124 122V120L122 121V119H121V116H120V119H119ZM130 121V120H129ZM161 121V120H160ZM163 121V120H162ZM161 121V122H162ZM245 121V122H244ZM102 122V121H101ZM106 122V121H105ZM110 122V121H109ZM138 122H140V121H138ZM145 122V121H144ZM147 122H148V120H147ZM226 122V123H225ZM250 122H252V121H250ZM2 123V122H1ZM56 123V122H55ZM61 123H63V121L61 122ZM60 123V125H62ZM95 123V122H94ZM115 123H116V121H115ZM118 123V122H117ZM130 123V122H129ZM135 123V122H134ZM162 123H164V121L162 122ZM171 124V122H168L167 121V124ZM228 123V124H227ZM230 123V124H229ZM253 123H254V121H253ZM24 124V123H23ZM22 124V125H23ZM58 124V123H57ZM102 124V123H101ZM110 124V123H109ZM108 124V125H109ZM111 124H113V126H114V123H112V120H111ZM176 124H177V122H176ZM191 124V125H190ZM227 124V125H226ZM5 125V124H4ZM12 125V124H11ZM31 125V124H30ZM59 125V124H58ZM63 125H65V124H63ZM81 125V124H80ZM100 125V124H99ZM103 125V124H102ZM125 125V124H124ZM135 125V124H134ZM133 125V126H134ZM146 125H148V123L146 124ZM145 125V126H146ZM150 125V124H149ZM178 125V124H177ZM2 126V125H1ZM39 126H41V125H39ZM54 126H55V124H54ZM57 126V125H56ZM101 126V125H100ZM126 126V125H125ZM151 126H150V128H151ZM162 126V125H161ZM170 126V125H169ZM252 126V125H251ZM8 127H9V125H8ZM24 127V126H23ZM45 127V126H44ZM50 127H53V126H50ZM61 127V126H60ZM106 127H107V124H106ZM109 127V126H108ZM112 127V126H111ZM132 127V126H131ZM156 127H154L153 128V130H151V133H152V131H154L155 130V128ZM167 127V126H166ZM199 127H201V128H203V130H204V132H202V133H204V135L202 134V133H200L201 131H200V129H199ZM27 128V127H26ZM29 128V127H28ZM30 128H32V127H30ZM57 128V127H56ZM100 128V127H99ZM249 128V129H248ZM25 129V128H24ZM79 129V128H78ZM124 129V128H123ZM165 129V128H164ZM164 129L163 130H161V132L163 131L164 132ZM250 129H251V131H250ZM255 129V130H254ZM5 130H7V129H5ZM22 130V129H21ZM31 130V129H30ZM34 130V129H33ZM140 130V129H139ZM145 130V129H144ZM202 130V131H203ZM11 131V130H10ZM19 131V130H18ZM23 131V130H22ZM26 131H28V130H26ZM88 131V130H87ZM104 131V130H103ZM136 131V130H135ZM155 131H157V129L155 130ZM154 131V132H155ZM165 131H168V130H165ZM4 132H6V131H4ZM43 132V131H42ZM93 132V131H92ZM98 132V131H97ZM106 132V131H105ZM104 132V133H105ZM20 133H22V132H20ZM24 133H25V131H24ZM24 133H22V134H24ZM56 133V132H55ZM60 133V132H59ZM108 133V132H107ZM149 133V132H148ZM165 133H167V132H164V133H162V134H165ZM254 133V132H253ZM16 134H18V133H16ZM95 134V133H94ZM155 134V133H154ZM154 134H151V135H154ZM157 134H159V131H158V133ZM4 135V134H3ZM7 135V134H6ZM44 135V134H43ZM91 135V134H90ZM96 135V134H95ZM8 136V135H7ZM22 136V135H21ZM24 136H26V135H24ZM40 136V135H39ZM70 136V135H69ZM159 136V135H158ZM113 137V136H112ZM154 137V136H153ZM160 137V136H159ZM10 138V137H9ZM20 138V137H19ZM24 139H25V137H23ZM69 138V137H68ZM163 138V137H162ZM166 138V137H165ZM187 138H189V137H187ZM250 138H251V136H250ZM22 138H20V139H18V140H21ZM24 139H22V140H24ZM44 139V138H43ZM98 139V138H97ZM164 139V138H163ZM168 139V138H167ZM108 140V139H107ZM118 140V139H117ZM30 141V140H29ZM172 141V142H173ZM253 141V140H252ZM4 142V141H3ZM17 142V141H16ZM28 142V141H27ZM102 142V141H101ZM190 142V143H191ZM39 143V142H38ZM164 143V142H163ZM173 143V144H174ZM2 144V143H1ZM187 144V143H186ZM55 145V144H54ZM184 145H185V143H184ZM80 146V145H79ZM183 146V145H182ZM188 146V145H187ZM255 146V145H254ZM257 146L259 147V144H257ZM97 147V146H96ZM177 147V146H176ZM241 147V146H240ZM251 147V146H250ZM256 147V146H255ZM264 147V146H263ZM104 148V147H103ZM181 148H183V147H181ZM180 148V149H181ZM247 148V147H246ZM15 149V148H14ZM241 149H243V148H241ZM240 149V150H241ZM250 149V148H249ZM252 149V148H251ZM254 149V148H253ZM252 149V150H253ZM246 150V149H245ZM248 150V149H247ZM247 150H246V152H247ZM251 150V151H252ZM30 151V150H29ZM165 151V150H164ZM186 151V150H185ZM188 151V150H187ZM186 151V152H187ZM249 151V150H248ZM257 151V150H256ZM6 152V151H5ZM26 152V151H25ZM219 152V153H220ZM261 152V151H260ZM16 153V152H15ZM28 153V152H27ZM180 153V152H179ZM189 153H191V152H189ZM188 153V154H189ZM186 154V153H185ZM217 154H218V152H217ZM251 154V153H250ZM33 155V154H32ZM177 155V154H176ZM179 155V154H178ZM187 155V154H186ZM185 155V156H186ZM219 155V154H218ZM219 156L220 158L222 157V156ZM232 155V156H231ZM239 155H240V153H239ZM238 155V156H239ZM256 154H254V156H255ZM45 156V155H44ZM181 156H183V153H182V155ZM194 156H191V158L193 157L194 158ZM238 156H235V157H237L238 158ZM245 156V155H244ZM3 157V156H2ZM187 157V156H186ZM213 157V156H212ZM211 157V158H212ZM240 157L242 158L243 157V155L241 154L240 155ZM249 157V156H248ZM250 157H252V154H251V156ZM258 157H260V156H258ZM263 157H264V155H263ZM262 157V158H263ZM190 158V159H191ZM246 158V157H245ZM256 158V157H255ZM255 158H254V160H255ZM28 159V158H27ZM35 160H36V158H34ZM63 159V158H62ZM70 159V158H69ZM168 159V158H167ZM222 159V158H221ZM44 160V159H43ZM42 160V161H43ZM61 160V159H60ZM183 160V159H182ZM216 160V159H215ZM229 160V159H228ZM233 160H235V159H233ZM243 160H245L244 158H243ZM242 160V161H243ZM247 160V159H246ZM20 161H21V159H20ZM181 161V160H180ZM222 161V160H221ZM230 161H231V159H230ZM236 161V160H235ZM251 161H252V159H251ZM262 161V160H261ZM26 162V161H25ZM31 162V161H30ZM71 162V161H70ZM104 162V161H103ZM175 162V161H174ZM189 162V161H188ZM202 162V161H201ZM219 162V161H218ZM248 162V161H247ZM249 162H250V160H249ZM255 162H257V161H255ZM2 163V162H1ZM27 163V162H26ZM57 163H58V161H57ZM64 163V162H63ZM72 163V162H71ZM178 163V162H177ZM231 163V162H230ZM241 163V162H240ZM246 163V162H245ZM42 164V163H41ZM182 164H184V163H182ZM210 164V163H209ZM254 165H255V163H253ZM261 164H263V163H261ZM35 165V164H34ZM64 165V164H63ZM175 165V164H174ZM205 165V164H204ZM223 165V164H222ZM56 166H59V165H56ZM77 166V165H76ZM203 166V165H202ZM244 166H246V165H244ZM252 167H253V165H251ZM1 167V166H0ZM20 167V166H19ZM27 167V166H26ZM59 167H61V166H59ZM59 167H57V168H59ZM248 167H249V165H248ZM252 167H250V168H252ZM262 168H264V165H262L261 166ZM208 168V167H207ZM217 168V167H216ZM225 168H227V167H225ZM243 168V167H242ZM259 168V167H258ZM261 168V169H262ZM8 169V168H7ZM26 169V168H25ZM37 168H35L34 170H36ZM43 169H45V168H43ZM48 169L50 170V168L48 167ZM48 169H46L45 171L46 172H48ZM62 169V168H61ZM77 169H78V167H77ZM174 169V168H173ZM188 169V168H187ZM237 169V168H236ZM245 169H246V167H245ZM256 169V168H255ZM261 169H259L260 170V172L261 173H263L262 171H261ZM27 170V169H26ZM41 170V169H40ZM60 170V169H59ZM99 170V169H98ZM228 170V169H227ZM249 170H251V169H249ZM253 170V169H252ZM264 170V169H263ZM23 171H25V170H23ZM22 171V172H23ZM32 171V170H31ZM67 171V170H66ZM171 171H173V170H171ZM176 171V170H175ZM216 171V170H215ZM217 171H218V169H217ZM235 171V173H237L236 172V170H234ZM237 171H238V169H237ZM241 171V170H240ZM255 171V170H254ZM30 172V171H29ZM28 172V173H29ZM44 172V171H43ZM54 172V171H53ZM73 172V171H72ZM72 172H66V173H64V171L62 172V173H64L63 175L66 177H64V176H62V174H59V176L61 175L62 177L60 178H56L55 180L52 178V177H54V176H56V175H54V176H52L51 177V175H49V180H50V182H51V180L52 181H55L56 182V184H54L53 183V185H52V183L50 184L49 183V181L47 182L46 180H45V178H44V180L45 181H42V182H44V183H42V182H38V183H35L36 181H34L33 179H31V178H28V179H30L29 181L31 182V181H34V182H32V183H28L29 181H27L28 179L26 178L25 179V183L24 182H22V185H23V183H24V185L26 186V188L25 189H27V188H29L30 190H32L34 193L35 192H37L38 194H39V196H47L48 197V195L50 196V200H52V201H54V194L56 193V192H54V194H53V191H54V189H55V187L57 188V190L55 189V191H57V192H59L60 194H62V192H61V190H60V188L62 187V188H64L65 190H63L64 191V193H63V195L61 196V197H66L65 195V193H68L67 194V197L70 195V197H71V194H69L70 193V191H71V193L72 194H74L73 192H72V190H70V189H72L70 186H68V183H69V181H70V179L72 180V179H74V178H76L75 176L73 177V176H68V175H70ZM82 172V171H81ZM179 172V171H178ZM226 172V171H225ZM257 172V171H256ZM255 172V173H256ZM20 173V172H19ZM19 173H18V175H19ZM51 173V172H50ZM69 173V174H68ZM207 173V172H206ZM202 174V176L204 177V178H202L203 179V186H204V183L205 182H207V183H205V184H207V189H206V192H203L204 191V188L202 187V185H200L202 188H203V190H202V188L200 187V186H198V187H200V192L203 194V193H205V194H203V196H202V201H203V205H204V207H199L200 205H198V210H201V208H202V210L201 211H198L197 209H196V205H197V203H195L196 205H194L193 206V208L192 209H188L187 210V202H190V201H186V200H182L181 199V201H180V199H178L179 201H177V199H174V201H176L177 202V204H176V202H174V206H175V208L174 209H172V207H174L173 206V203L172 202H168L169 203V206L167 207L166 206V204H167V201L166 202H164V203H166L165 204V206L164 207H167L166 208V210L170 207V206H172V207H170L172 210V213H173V216H172V213H170L169 214V212H167V211H164V213H162V214H158V216L156 215H154L155 217L153 218V220H151V221H149L148 220V218H147V220H146V222H148L149 221V223L148 224H151L149 227L150 228H152L153 230H151L148 226H146L147 228H148V230H147V228L145 227V225H148V224H145L144 225V227H143V223L141 224V222L140 223H138V225L139 224H141V225H139V228L140 227H143L144 229H146V231L145 232H147V233H151V231H153L154 232V234H155V237L156 238H160V237H162V238H160L159 239V241L161 242L162 241V239H165V240H167L169 243H170V241L171 242H173V243H170V245L168 244H166V246H165V251L167 252V254H165V253H162V252H160V253H162L163 255L165 254V256L169 259V258H173V257H175V259L176 260H174V258H173V260L176 262V264H216V262H218V260L221 262V260H222V258H223V260H222V262L220 263V262H218V263H220V264H227V262H230L226 257L227 256H230L229 254L230 253H228L229 252V243H228V240L229 241H232V240H230V239H228L229 238V235H228V237L225 239V237H224V232L222 233V231H220V228H223V226L222 225H224V227H225V221L223 222L224 224H222V221L219 219V214H221L220 215V218L222 217V219H223V212H225V213H228V212H226V209L222 212V210H220L219 211V209H221V208H223V206L221 207V203L223 202V200L226 198L227 199V196H226V191H227V189L229 190V189H231V188H228L229 186H228V184H227V186H226V184H224L225 183V178L227 179L226 180V182L228 181V178H231L230 176L229 177H227L226 176V174H225V177L223 176L222 178H221V176H220V178L221 179H223L222 181L223 182H221V183H218L216 180H214L215 179V176L216 175H214V178L211 176V172H209V173H207V174ZM238 173H239V171H238ZM254 173V172H253ZM32 174H33V172H32ZM41 174V173H40ZM48 174H49V172H48ZM68 174V175H67ZM76 174V173H75ZM85 174V173H84ZM214 174H216V173H214ZM224 174V173H223ZM240 174V173H239ZM247 174V173H246ZM250 174H251V172H250ZM23 175V173L21 174V176ZM43 175V174H42ZM45 175V177H46V175H47V173L46 174H44ZM72 175V174H71ZM97 175V174H96ZM150 175V174H149ZM213 175V174H212ZM252 175V174H251ZM20 176V178L23 180L24 178L23 177H21ZM25 176V175H24ZM28 176V174H26V177ZM189 176H191V175H189ZM201 176V175H200ZM199 176V177H200ZM239 176V175H238ZM253 176V175H252ZM15 177V176H14ZM29 177V176H28ZM52 179H51V178ZM56 177H58V176H56ZM73 177V178H72ZM157 177H159V176H157ZM235 177V176H234ZM40 178H41V175H40ZM47 178V179H48ZM127 178V177H126ZM131 178V177H130ZM175 178V177H174ZM254 178V177H253ZM258 178H259V175H258ZM261 178V177H260ZM62 180V181H59V180ZM77 179H78V177H77ZM76 179V180H77ZM162 179V178H161ZM201 179V180H202ZM205 179V180H204ZM256 179V178H255ZM39 180V179H38ZM151 180V179H150ZM181 180V179H180ZM239 180V179H238ZM242 180V179H241ZM260 180V179H259ZM262 180V179H261ZM135 181H137V180H135ZM174 181V180H173ZM193 181V180H192ZM205 181V182H204ZM219 181H221L220 179H219ZM7 182V181H6ZM59 182H61V185L59 184ZM70 182H72L73 184L72 185H75L76 187L75 188H78L81 192V195H80V193H79V195L80 196H84V198L85 199H87V197H88V195L90 194V191H88L87 190V186L85 185V184H80V183H78L79 185H77V183H76V181H75V179H74V181L72 180V181H70ZM213 182L215 183V185L217 184V187H218V189L217 188H213L214 187V184H213ZM229 182H231L230 180H229ZM257 182V181H256ZM264 182V181H263ZM9 183V182H8ZM20 183H21V180H20ZM35 183V184H34ZM46 183V184H45ZM48 183V184H47ZM224 184V185H221V184ZM232 183V182H231ZM230 183V184H231ZM260 183V182H259ZM71 183H69V185H70ZM149 184V183H148ZM179 184V183H178ZM264 184V183H263ZM55 185H57V186H55ZM90 185V184H89ZM145 185V184H144ZM198 185V184H197ZM253 185V184H252ZM24 186V187H25ZM55 186V187H54ZM206 186V185H205ZM220 186H223V188L222 189H220ZM258 186V185H257ZM264 186V185H263ZM17 187V186H16ZM20 187H22V186H20ZM58 187H60V188H58ZM68 187L70 188V189H68ZM91 187V186H90ZM104 187V186H103ZM103 187H101V189L103 188ZM197 187V188H198ZM262 187V186H261ZM12 188V187H11ZM100 188V187H99ZM178 186H177V188L175 187V189L176 190H178ZM216 190V192L213 190ZM263 188V187H262ZM22 189V188H21ZM24 188H23V190H21V191H24L25 190ZM66 189L67 190H69L68 192L66 191ZM88 189H91V188H88ZM104 189V188H103ZM103 189H102V193H100V194H103L104 196H107V192L105 191V189H104V191H103ZM108 189V188H107ZM106 189V190H107ZM199 189V188H198ZM233 189V188H232ZM11 190V189H10ZM74 190V189H73ZM99 190V189H98ZM174 190V189H173ZM176 190H174L175 192H176ZM180 190H181V188H180ZM196 190V189H195ZM238 190V189H237ZM251 190V189H250ZM254 190V189H253ZM257 190V189H256ZM255 190V191H256ZM26 191H28V189L26 190ZM26 191H24V194H26L25 192ZM66 191V192H65ZM77 191V190H76ZM108 191H109V189H108ZM173 191V192H174ZM184 191V190H183ZM198 191V190H197ZM230 191V190H229ZM252 191V190H251ZM257 191H259V190H257ZM2 192V191H1ZM11 192V191H10ZM17 192V191H16ZM30 192V191H29ZM33 192H31V193H33ZM79 192V191H78ZM93 192V191H92ZM91 192V194H93ZM100 192V191H99ZM225 192V193H224ZM232 192V191H231ZM230 192V193H231ZM235 192V191H234ZM254 192V191H253ZM252 192V193H253ZM18 193V192H17ZM36 193V194H37ZM75 193H77V192H75ZM156 193V192H155ZM171 193V192H170ZM193 193V192H192ZM192 193H190V194H192ZM197 193V192H196ZM227 193H228V191H227ZM16 194V193H15ZM20 194V193H19ZM23 194V195H24ZM37 194V195H38ZM57 194V193H56ZM55 194V195H56ZM65 194V195H64ZM94 194H96V193H94ZM100 194H99V196H100ZM111 194H112V192H111ZM179 194V193H178ZM177 194V195H178ZM188 194V193H187ZM198 194L200 195V193H199V191H198ZM201 194V195H202ZM26 195H29L28 193L26 194ZM32 195V194H31ZM31 195H30V198H31ZM35 195V194H34ZM37 195H35V197L37 196ZM58 195V194H57ZM76 195H78V193L76 194ZM103 195H101L102 197H104ZM174 195V194H173ZM176 195V196H177ZM198 195V196H199ZM228 195V194H227ZM234 195V194H233ZM6 196V195H5ZM14 196V195H13ZM92 197L93 196H95V195H91ZM175 196V197H176ZM184 196V195H183ZM187 196V195H186ZM189 196V195H188ZM197 196V195H196ZM197 196V197H198ZM23 197V196H22ZM21 197V198H22ZM34 197V198H35ZM53 197V198H52ZM59 195L56 197V198H58L59 199ZM67 197H66V199H67ZM73 198H74V195L72 196ZM76 197H78V198H80L79 196H76ZM92 197H90V198H92ZM98 197V196H97ZM172 197V196H171ZM194 197V196H193ZM197 197L195 198V199H197ZM230 197V196H229ZM228 197V198H229ZM249 197V196H248ZM2 198V197H1ZM16 198V197H15ZM18 198V197H17ZM24 198V197H23ZM26 198H27V196H26ZM77 198V200L79 201V202H85L86 201V203H84V204H88V205H91V204H93V203H91L92 202V199L90 200V201H88V200H85V199H78ZM94 198V197H93ZM96 198V197H95ZM94 198V199H95ZM105 198V197H104ZM170 198V197H169ZM181 198V197H180ZM189 198H191V197H189ZM189 198H186V199H188V200H190ZM37 199H38V197H37ZM42 199V198H41ZM43 199H45V200H47L46 199V197L45 198H43ZM42 199V200H43ZM49 199H48V201H49ZM56 200V201H54L55 203H56V205H53L52 207H50V206H46V207H50V209L49 210H52L53 209V211H52V214L54 215H52L51 214V211H50V216H49V213L47 212L48 210L46 209V211L45 210H43L42 208L43 207H45V206H43V207H41V210L40 211H35V207H33L34 209V211L35 212H33L32 213V215H33V219H34V222L35 223H37V225L40 227V229L41 230H39V232H40V234L41 235H43L44 236V238H41V237H43V236H39L41 239V245H40V243H38L39 244V247H36V248H34V249H37L38 248V251H36L35 252V250H32L33 251V253L31 254V253H29V254H27L26 255V249H27V247L25 246V250H23V248H22V250H23V252L25 251V256L23 257V258H21V256L20 255H17V256H20V258H21V262H18V263H20V264H72L73 262H72V260L75 258V260H74V262L76 261V263H73V264H133V263H131L132 261H129V259H131L130 257H129V259H127V256H126V258L124 257V256H121V254L119 253V248H118V250L116 249V247L117 246H115L116 244L118 245V243H119V241H118V243H116V244H114L115 242H116V240H118L119 238H117L116 239V237L114 238V239H116V240H114V245L113 244H111V241L112 240H109L111 237H113V235H114V230H115V228L113 227L114 225H115V223H114V225H111L112 226V229H108L107 228V234H108V232H109V234H108V236L107 235H105V231H104V229H105V227L108 225L109 226V224H111V220H110V218H108L107 217V213L105 212V218H104V215H103V213L101 212L102 211V204H103V202H98L99 200H98V198L97 199H95V201L97 200V202H98V208L100 209V214H101V216H98V219H100V221L98 222V224L97 225H102L101 227H98L99 228V230H97V228H95V227H93V228H91L90 227V233L89 232H84L83 233V231H81V233L79 234H77V235H75V232H74V235L72 234V232L70 231V228L68 229L67 228V226H65L64 224L61 226L62 227V229H63V227H64V229H63V231L61 230V231H58V228H57V226L59 225V230L61 229V227H60V223L61 222H59L58 224H56V222H55V220L56 219H58V217H59V219H61L63 222L62 223H65V224H67L68 222H67V220H65L68 216H69V214L71 213V212H73V211H69L68 209L71 207L70 205V207L68 208L67 207V210L69 211V212H67V214H66V212H64L65 211V208H66V206L65 205H67V203L66 204H64V200L63 199H65V198H63V199H61L60 198V202H61V200H63L64 202H61V204H63L64 206H65V208H64V210H63V206H61V207H59L60 206V203H59V200ZM68 199H70L69 197H68ZM72 199V198H71ZM75 200H76V198H74ZM73 199V200H74ZM172 199V198H171ZM184 199V198H183ZM254 199V198H253ZM23 200H25V199H23ZM35 200V199H34ZM82 200V201H81ZM166 200V199H165ZM231 200V199H230ZM5 201V200H4ZM26 201V200H25ZM28 201V200H27ZM31 201V200H30ZM29 201V202H30ZM68 201H70V200H68ZM88 201V202H87ZM94 201V200H93ZM155 201V200H154ZM170 201V200H169ZM182 201H186L185 203L184 202H182ZM192 201V200H191ZM196 201V200H195ZM198 201V200H197ZM200 201V200H199ZM201 201V202H202ZM218 201H220V207L218 206V204L216 205V202H218ZM222 201V202H221ZM226 201V200H225ZM24 202V201H23ZM34 202V201H33ZM106 202V201H105ZM250 202H251V200H250ZM35 203V202H34ZM50 203V202H49ZM53 203V202H52ZM59 203V204H58ZM70 203V202H69ZM76 204H77V201L75 202ZM74 203V205H75V207H74V209L76 208V204ZM91 203V204H90ZM99 203H102V204H99ZM158 203V202H157ZM163 203V202H162ZM170 203H172V205H170ZM200 203V202H199ZM225 203V202H224ZM19 204V203H18ZM27 204H28V202H27ZM31 204H32V202H31ZM30 204V206H33V205H31ZM37 204V203H36ZM40 204H42V203H40ZM44 204H45V202H44ZM54 204V203H53ZM95 202H94V206H95ZM190 204V203H189ZM194 204V203H193ZM192 204V205H193ZM226 204V203H225ZM50 205V204H49ZM59 205V206H58ZM72 205V204H71ZM81 205H82V203H81ZM100 205H101V207H100ZM176 205H177V207H176ZM185 205H186V209H185ZM192 205H190V206H192ZM224 205V204H223ZM8 206H10V205H8ZM19 205H17V207H18ZM24 206H27V205H24ZM23 206V207H24ZM68 206V205H67ZM73 206V205H72ZM79 206V205H78ZM83 206V205H82ZM105 206V205H104ZM226 206H229L228 204L226 205ZM254 206V205H253ZM3 207V206H2ZM91 206H89V208H90ZM216 207V208H215ZM231 207V206H230ZM236 207V206H235ZM262 207H263V205H262ZM15 208V207H14ZM52 208V209H51ZM79 208V207H78ZM81 208V207H80ZM91 208H93V206L91 207ZM196 210H195V209ZM200 208V209H199ZM234 207H232V209H233ZM240 208V207H239ZM3 209V208H2ZM11 209V208H10ZM40 209V208H39ZM62 209V210H61ZM71 209H73V207L71 208ZM86 209H88L87 207H86ZM96 209H97V207H96ZM99 209H97V210H99ZM104 209V208H103ZM164 209V208H163ZM217 209H218V211H219V213H218V211H217ZM238 209V208H237ZM21 210V209H20ZM31 211V209L29 208V209H27L25 212H26V215L28 216L29 214L31 215V213L29 212V213H27V211ZM32 210V211H33ZM93 210H94V208H93ZM154 210H155V207H154ZM162 210V209H161ZM175 210V211H174ZM194 210V211H193ZM214 210H216V212H214ZM230 210L231 209H229L228 211L230 212ZM22 211V210H21ZM20 211V212H21ZM78 211V210H77ZM85 211V210H84ZM169 211V210H168ZM232 211V210H231ZM235 211V210H234ZM15 212V211H14ZM75 212V211H74ZM79 212V211H78ZM90 212V211H89ZM98 212V213H99ZM103 212H104V210H103ZM108 212V211H107ZM122 212V211H121ZM87 213V212H86ZM154 213H156L155 211H154ZM158 213H160L159 211H158ZM199 213V214H198ZM214 213H216V215L214 214ZM233 212H231V214H232ZM119 214V213H118ZM236 214V213H235ZM9 215V214H8ZM71 215V214H70ZM95 215V214H94ZM97 215V214H96ZM96 215H95V217H96ZM110 215V214H109ZM181 215V216H180ZM214 215H215V218H214ZM228 214H226V216H227ZM7 216V215H6ZM10 216H12V215H10ZM14 216V215H13ZM12 216V217H13ZM25 216V215H24ZM27 216H25V217H27ZM74 216V215H73ZM80 216H81V214H80ZM83 216V215H82ZM92 216V215H91ZM172 216V217H171ZM18 217V216H17ZM49 217H50V219H49ZM52 217H53V220H51L52 219ZM87 217V216H86ZM102 217V218H101ZM106 217L108 218V221H106L107 219H106ZM110 217V216H109ZM148 217V216H147ZM179 217V218H178ZM183 217V218H182ZM216 217L218 218L217 220H216ZM227 217H229V216H227ZM238 217V216H237ZM21 218V217H20ZM31 219V216L30 217H28V218H26L25 220L27 221L28 219ZM69 218V217H68ZM71 218V217H70ZM119 218V217H118ZM121 218V217H120ZM119 218V219H120ZM137 218V217H136ZM182 218V219H181ZM10 219V218H9ZM15 219V218H14ZM72 219V218H71ZM87 219V218H86ZM113 219V218H112ZM228 219V218H227ZM227 219H226V222H227ZM231 219V218H230ZM12 220V219H11ZM51 220V221H50ZM69 220V219H68ZM75 220V219H74ZM79 220H81L80 218H79ZM78 220V221H79ZM83 220V219H82ZM88 220V219H87ZM86 220V221H87ZM114 220V219H113ZM112 220V221H113ZM122 219H120L119 220V222L121 221ZM137 220V219H136ZM220 220V221H219ZM258 220V219H257ZM15 221H16V219H15ZM19 221H21V220H19ZM26 221H22V222H17L18 223V225H19V227H18V229L19 228H23L24 227V225H25V223H26ZM52 221H54V223H51ZM77 221V222H78ZM89 221H91V220H89ZM89 221H88V223H89ZM92 221H93V218H92ZM96 222L98 221V220H95ZM132 221V220H131ZM144 221V220H143ZM216 221H219V222H221V223H219L220 225L219 226H222V227H220V228H218V227H215V226H217L218 225V222H217V224H216ZM231 221V220H230ZM31 221L29 220V223H30ZM67 222V223H66ZM70 222V221H69ZM83 222V221H82ZM96 222H95V224H96ZM108 222H110L109 224H108ZM115 222V221H114ZM118 222V223H119ZM232 222V221H231ZM230 222V223H231ZM256 222V221H255ZM10 223V222H9ZM14 223V222H13ZM27 223H28V221H27ZM33 223V221L31 222V226L33 227L34 225V223ZM71 223H72V221H71ZM87 223V222H86ZM93 223V222H92ZM105 223H107V225L105 224ZM122 223H124V222H122ZM121 223V224H122ZM126 223V222H125ZM229 223V224H230ZM234 223V222H233ZM232 223V224H233ZM238 223V222H237ZM237 223H236V225H237ZM252 223V222H251ZM258 223V222H257ZM70 224V223H69ZM68 224V226H70ZM94 224V223H93ZM113 224V223H112ZM121 224L119 223V225L121 226ZM127 224V223H126ZM132 224V223H131ZM131 224H127V225H129V227L131 226ZM216 224V225H215ZM222 224V225H221ZM18 225H15V227L16 226H18ZM21 225L23 226V227H21ZM30 225V224H29ZM54 225H57V226H55L54 227ZM79 225V224H78ZM87 225H89V224H87ZM97 225H94V226H96L97 227ZM106 225V226H105ZM118 225V226H119ZM127 225H123L122 224V228L119 226V227H117V226H115L117 229V231H119L120 232V235H121V231L123 230V232H124V230H128V229H126V228H129V227H127ZM239 225V224H238ZM28 226V225H27ZM37 226V227H38ZM76 226V225H75ZM92 226V225H91ZM107 226V227H108ZM152 226V227H151ZM234 226V225H233ZM254 226V225H253ZM8 227H9V225H8ZM14 227V226H13ZM25 227H26V225H25ZM24 227V228H25ZM30 227V226H29ZM32 227L29 229L28 227H27V229H28V232H29V230H30V232L32 231ZM136 227H138V226H136ZM213 227H215V228H218V229H215V228H213ZM255 227V226H254ZM10 228V227H9ZM34 228V227H33ZM73 228V227H72ZM111 228V227H110ZM114 228V229H113ZM120 228V229H119ZM138 228V229H139ZM16 229V228H15ZM103 229V230H102ZM132 229V230H131ZM136 229V228H135ZM142 229V228H141ZM141 229H139V231H141ZM151 231H150V230ZM212 229H215V230H219V232H221L222 233V236L221 235H219V236H217L216 235V233H214L215 231L213 230L212 231ZM254 229V228H253ZM7 230V229H6ZM24 229H22V231H23ZM37 230V229H36ZM111 230H113V231H111ZM132 231V233L134 234L135 233V230H134V226L133 227H131L130 229H129V231ZM221 230H223V229H221ZM224 230H225V228H224ZM223 230V231H224ZM237 230V229H236ZM20 231H21V229H20ZM79 231V230H78ZM104 231V232H103ZM134 231V232H133ZM139 231H136V234H138L139 233V235H142V234H140V233H143L142 231L141 232H139ZM27 232V230L25 229V232H23V233H25V238L27 239L28 238V241L31 239V236H37V234L35 235L34 233V235L32 234V232L30 233H28ZM35 233L37 232L38 234H39V232H38V230L37 231H34ZM77 232V231H76ZM116 232V231H115ZM127 232V231H126ZM152 232V233H153ZM218 232V233H219ZM226 232V231H225ZM230 232V231H229ZM262 232V231H261ZM5 233V232H4ZM19 233V232H18ZM22 233V232H21ZM131 232H130V234L129 235H131L132 234ZM217 233V234H218ZM221 233H219V234H221ZM231 233V232H230ZM256 233V232H255ZM6 234V233H5ZM4 234V235H5ZM9 234V233H8ZM32 234V235H31ZM123 234V233H122ZM127 234H128V232H127ZM252 234V233H251ZM257 234V233H256ZM10 235V234H9ZM15 235V234H14ZM119 235V234H118ZM120 235H119V237H120ZM150 235H153V234H150ZM156 235H159V236H156ZM168 235H169V239H168ZM227 235V234H226ZM225 235V236H226ZM18 235H16V237H17ZM45 236H46V238H45ZM122 236V235H121ZM137 236V235H136ZM149 236V235H148ZM147 236V237H148ZM232 236V235H231ZM10 237V236H9ZM23 237H24V235H23ZM110 237V238H109ZM154 237V236H153ZM154 237V239H156ZM221 237H223V238H221ZM3 238V237H2ZM6 238V237H5ZM4 238V239H5ZM12 238H13V235H12ZM11 238V239H12ZM21 238V236L19 237V240H17V242L19 243H21V241L22 240H25V239H20ZM38 238V237H37ZM125 238V237H124ZM219 238H221V241L219 240ZM15 240H16V238H14ZM18 239V238H17ZM42 239H43V242H42ZM44 239H45V241H44ZM113 239V238H112ZM149 239V238H148ZM172 239V240H171ZM175 239H177V240H175ZM218 239V240H217ZM228 239V240H227ZM6 240V239H5ZM4 240V241H5ZM14 240V241H15ZM34 240V239H33ZM38 240V239H37ZM120 240V239H119ZM124 240V239H123ZM122 240V241H123ZM145 240H146V238H145ZM164 240V241H165ZM174 240V241H173ZM257 240V239H256ZM31 241V240H30ZM127 241V240H126ZM151 241V240H150ZM157 241V240H156ZM166 241V242H167ZM11 242V241H10ZM24 242H26V241H24ZM32 242V241H31ZM30 242V243H31ZM40 242V241H39ZM113 242V241H112ZM121 242V241H120ZM147 242V241H146ZM158 242V241H157ZM156 242V243H157ZM233 242V241H232ZM4 243H6V242H4ZM29 242H28V244H30ZM34 243H35V245H36V243L37 242H35L34 241ZM33 243V244H34ZM25 244V243H24ZM27 244V245H28ZM32 244V245H33ZM38 244H37V246H38ZM121 244V243H120ZM122 244H125V243H122ZM127 244H128V242H127ZM158 244V243H157ZM160 244V243H159ZM164 244H165V242H164ZM163 244V245H164ZM234 244V243H233ZM19 245V244H18ZM23 245V244H22ZM129 245V244H128ZM156 245V244H155ZM160 245H162V243L160 244ZM232 245V244H231ZM230 245V246H231ZM237 245V244H236ZM11 246V245H10ZM126 246V245H125ZM125 246H124V248H125ZM136 246V245H135ZM135 246H133V250L135 251V249H136V251H137V248L135 247ZM159 246V245H158ZM170 246V247H169ZM233 246V245H232ZM34 247V246H33ZM32 247V248H33ZM135 247V248H134ZM138 247V246H137ZM159 247H161V246H159ZM18 248V247H17ZM139 248V247H138ZM146 248V247H145ZM162 248H161V250H162ZM167 248H170L171 250H169V249H167ZM0 249H2V248H0ZM128 249V248H127ZM130 249V248H129ZM139 249H141V248H139ZM149 249V248H148ZM157 249H158V247H157ZM19 250V249H18ZM22 250H21V254H22ZM133 250H131V252H133ZM143 250V249H142ZM235 250V249H234ZM1 251V250H0ZM7 251V250H6ZM9 251V250H8ZM7 251V253H6V256H7V254H8V256L10 255V257H12L14 260H12L10 257H5L6 259L7 258H9V259H11L13 262L14 261H17V258H16V260H15V257H13L14 256V254L16 255V253H14V252H12L13 250H11V252L9 251L8 252ZM31 251V252H32ZM145 251H146V249H145ZM163 251V250H162ZM231 251V250H230ZM30 252V251H29ZM138 252V251H137ZM140 252V251H139ZM147 252V251H146ZM145 252V253H146ZM159 252V251H158ZM157 252V253H158ZM164 252V251H163ZM129 253V252H128ZM143 253V252H142ZM228 253V254H227ZM1 254V253H0ZM136 254H139V253H136ZM144 254V253H143ZM149 254V253H148ZM148 254H146L147 256H148ZM159 254V253H158ZM157 254V255H158ZM5 255V254H4ZM145 255V254H144ZM160 255V254H159ZM153 256V257H158V259H159V257L160 256ZM227 255V256H226ZM133 256H135V254H133ZM142 256V255H141ZM146 256V257H147ZM169 256H172V257H169ZM215 256L217 257V256H223L222 258L221 257H217L218 259H216L215 258ZM236 256V255H235ZM145 257V256H144ZM148 257H150V255L148 256ZM152 257V258H153ZM161 258V260L162 259H167V258ZM3 258V257H2ZM20 258H19V260H20ZM68 259L67 261L65 260V259ZM133 258V257H132ZM143 258V257H142ZM151 258V257H150ZM186 258V259H185ZM229 258V257H228ZM4 259V258H3ZM9 259H7L6 261H4V262H7V264L9 263ZM69 259H70V261H69ZM134 259V258H133ZM138 259V258H137ZM145 259H148V258H145ZM158 259H155L154 258V260H157L158 261V264H164V261L163 262H161V260H160V262L161 263H159V260ZM167 259V260H168ZM180 259H182V260H180ZM216 259V260H215ZM227 259V260H226ZM258 259V258H257ZM11 260H10V262H11ZM135 260V259H134ZM149 260V259H148ZM153 260V261H154ZM173 260H169L170 262L172 261V262H174ZM185 260V261H184ZM231 260V259H230ZM150 261V260H149ZM151 261H152V259H151ZM182 261V262H181ZM3 262V263H4ZM135 263L134 264H136V261H134ZM169 262V263H170ZM17 263V262H16ZM157 264L155 261H154V263L153 262H150V264ZM168 263V262H167ZM166 263V264H167ZM13 264V263H12ZM146 264V263H145ZM229 264V263H228Z\"/></svg>", "mask_w": 264, "mask_h": 264}]
</instances>
